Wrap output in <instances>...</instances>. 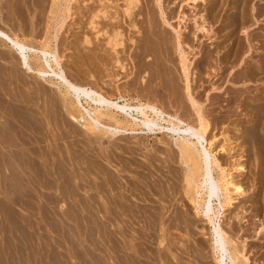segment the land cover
<instances>
[{
  "label": "rangeland",
  "instance_id": "rangeland-1",
  "mask_svg": "<svg viewBox=\"0 0 264 264\" xmlns=\"http://www.w3.org/2000/svg\"><path fill=\"white\" fill-rule=\"evenodd\" d=\"M125 3H126L125 0H0V8H1L0 9V28L2 30H4L6 33L8 32V34H11V36L13 35L17 39L19 38L18 40H20V41L23 40L22 42H24L25 44H28L29 46L31 45V46H33L35 48H38V47H45L48 44V49H51V48H49V46L50 47L53 46L52 49L53 50L56 49L55 50L56 55H57V57H59L58 58V61H59L58 64L60 65L61 69H63L65 74H67L66 76L68 77V79L71 77L73 82L75 81L74 83H77L80 80L81 81L78 82V83L80 84L82 82V85H85V86L86 85L91 86L92 83H93L92 87H94L95 89L96 88H98V89L100 88L103 91L102 92L103 94L107 93L106 94L107 96H110L114 100L119 101V104L124 102L123 99H125V101L130 103V104H132L133 102H134L133 104H137L140 101L141 102H145L148 99L149 100L152 99L153 101H156L155 100L156 97L154 96V94L156 95L157 92H158L157 95H159V96H157V95L156 96L162 102L161 103L160 100L157 98L158 102H160L159 105L161 107H163L165 111H168L170 114H172V112H174V110L177 108V105L179 103L177 101H179L180 98L185 97V93H183L185 86L182 85V81H184V78H182L183 75H181L182 73H180L181 72V67H179V64L181 65V63H179L180 59H178V57H180V54H178V50H175L176 49V41H175L176 40V38H175V34L176 33L174 32V29H173V27H175V26L178 27L179 26L178 28L181 29V34H183V35H181V37H180L181 39L180 40H182L181 42H182L183 48H185L184 52H185V50L187 52V54H186L187 60H189V61L192 60L193 61V62L192 61L191 62L187 61V62L191 63L189 65L190 69H188V72L190 73L189 74V79L193 77L192 78L193 79V81H192L193 83L192 82L191 83L193 85L192 88H193V92H194V97H195V99H198V100H196L197 102L199 101V103L202 102L200 104H204L205 109L208 106L210 107V108L206 109L208 111L207 112L203 108L204 107L203 106L202 107V111H203V114L205 112L210 114V115L207 114V113L204 114L205 115L204 116L205 119L209 118L210 120L209 119H207V120L211 122V123L208 122L209 128L211 130L208 128L209 131H207V138L208 139H212V140H214L216 138V140L213 142L214 145L212 144V146H211V147H213V149H211V150H212L213 154L215 153L216 157L220 156V158L217 157L219 160H222L224 158V161H222V163L224 162L223 165H225V162L228 159L227 161L230 164H228V162L226 164H228L227 169H231V170H228V171L232 174V175H230L232 179L234 177L238 176L236 179L234 178L236 181H238V180L241 181L242 180L241 182L246 183L247 182V180L245 179L246 177H248V182L250 180L253 181L252 177H254V173L256 172V169L258 167V164H256V161L258 162L260 160L259 159V155L257 156L258 159L257 158L254 159L256 154L255 155H254V153L250 154V152H252L250 145H248V143H241V138H239V139L237 138L238 137L237 133H240V130L237 131V128L240 129V127H241V125H240L241 123L239 124L237 122V119L240 116H236V117L233 116L235 119L232 117V119H234V121H236V122L231 120L232 121L231 123H229L228 121H224V123L222 122L223 124H221L220 126H217L215 124V118L213 119L215 113L214 112H212V114L210 113L213 110V109H211V106H213L211 103H213V98H214V96L212 95L213 93H211V92H213V90H211V88L213 87V86H211V84L213 85L214 83H216V84L222 83V81H224L226 77L228 78V77L231 76L229 79L232 81V84L235 81L234 86L238 85L237 86L238 88L236 87V89H237V91H239V90L241 91L242 89L240 87H242V83H240L241 81L239 80V77L243 73V69H242V71H240L241 69L239 68L238 69L239 71H238V70H236V68L243 66V64L245 66V64L246 63L248 64V62L250 63V61L252 63V66H254L255 65L254 61H256V60H258V61L255 62V63L258 65V63L263 60L264 54H262V50H264V0H195V1L194 0H138L135 3L136 5L134 6V9H132L131 16H128L126 14V12H124L125 11L124 10L125 9V7H124ZM96 14H97V16L93 17ZM90 18L94 22L93 23L94 24V28H92L91 25L89 26V24H90L89 22H91ZM164 19H166L167 21L166 20L164 21ZM132 21H133V23H132ZM134 22H135V24H134ZM168 22H169L170 25L168 24ZM132 24L134 26H136V28H134V26H132ZM199 24L200 25L203 24V26L206 27L207 30H205V31L197 30L196 28L198 26H200ZM103 32L106 33V34H104ZM113 33H118L120 36L117 34L119 36L118 37L119 39L117 37H116V39H118L120 42L122 40L121 43H123L122 45L115 47V49L117 51V52L115 51L116 53L114 52L113 49H110V48H112L111 45L109 46L108 43H107L108 45L106 44V42H108L109 38L111 37V35H113ZM53 36H54V38H53ZM132 37H134V41H132ZM83 38L84 39L87 38V41L89 43H85L86 41ZM118 40H116V41L114 40V42H118ZM42 42H43V44H42ZM120 42H118V43H120ZM137 43H138V46H137ZM9 46H10L9 44H7L6 42L0 40V94L2 95L3 99L2 98L1 99L5 102V105L7 103V105L6 106L4 105V107H3L4 102L0 99V103L2 102L1 103L2 105L0 104L1 105L0 108L2 109V107H3L5 109L7 107L8 109L7 110L5 109L6 112H4V113L6 115H9L6 118V115L4 113H2L4 109L2 110V112H1V109H0V112L3 114V116L5 115L4 119H6V120H4L3 116L1 115L0 116V125L2 123L3 124L7 123V125H9V126L11 125V127L16 125V124L18 126L23 121H25L27 119L26 120L27 123H25L26 122L25 121L24 123H22L23 125L21 124L20 126H18L19 128L17 126H14L15 129H13L14 128L13 127L11 130L15 132V130H17L16 127L18 128V130L19 129H21V130L23 129L22 131L20 130L23 133L19 132V138L18 139H20V138L23 139V137H25V135L29 134L28 136L25 137V139L29 140L30 143L33 142V140L35 139L36 136H38L40 139L36 138L34 140V142L31 143V146H32V144H35V145H33V147H36L35 148L36 151L33 149V147L31 148L32 150L30 149V151L34 150L32 152L34 154L33 155L32 153L30 154V151H28L29 150L28 148L31 147L29 145L30 143H28L29 141H25V139L18 140L17 139L18 136L16 135L18 132H15L16 133L15 134L7 126L2 125V126H4V128L1 129L2 126L0 128L1 129L0 134L2 132L3 139L5 137L6 138L5 140L8 141L7 142V144H8L7 147H9L11 143H13V142L15 143L14 144L15 146L13 144H11V146L8 148L9 149V153H11V151H12L11 155H9V156H11L10 158L8 156V154H9L8 151H6L7 147H6L5 150L0 149V152H1V155H0V169L2 168V170H0V264H123V263L124 264H134L135 260H138V261H136L138 264H140V263L141 264H145L143 262V260H142L143 256L141 257L139 255L141 253H143L145 250L147 251V249H148L147 254H149L148 253L149 251H152L153 253L152 252L151 253L154 254V255L156 254V256H154L155 258L158 257V256H161L160 252H162V251H165L166 254H167V255H165V252H163V254H164V255L162 254L163 258L162 257L161 258L160 257L156 258L155 262L153 260H150V261H152L150 264H154V263L155 264H157V263L158 264H160V263L164 264L161 261V260L164 259V257L165 258L167 257L166 259L169 260V262H168V260L164 259L163 262L167 261V262H165V264H169L170 263V259H171V263L173 262V264H220L216 260L217 259V255L214 253L215 251L212 250V248H213L212 244H210L211 243V238H210V235H209L210 233L208 232L209 229H207V227L210 228L209 223L206 222L207 220L204 219L203 216H201L199 214V217H198L195 214L194 210H191V209H193L192 205H191V202H190V205L187 203L188 202V197H187V195L185 193H187L186 191H188V189L186 188L187 186L185 185V183L182 184L185 180L184 181L181 180L184 176L182 177V175L180 174L181 171L183 172L184 168H182V166H181V168L183 170L181 168H179L181 164L178 165L177 162H175L176 161L175 157H177V156L173 155V152H172L173 150L174 151L176 150L175 149L176 147H174L176 142H174V141H178L181 137H179L178 135H176L178 137H176L175 135H171V133H168V131H166L165 129L164 130L163 129H161V130L160 129L152 130L154 132L147 131L146 129H142V131H141V129L138 128V126L134 127L135 128L133 130L134 133L132 132L131 128H128V126H127V128H128L127 131L125 133L123 132V135H121L122 132H120L117 135L118 137H116L115 140H113V138H115V137H112L111 135L107 134L105 129H103L102 127L100 129L102 131L104 130V133H106L107 135H103V133H100L98 135V133L94 132V133H96V136H94V133H92L93 136L91 137V133L88 134L90 132V129L86 130L85 128H87V127L84 125V122L82 124V121L84 119L82 117L79 118V116L77 118H75V116H74L76 114L75 111L77 112L79 110L78 108L80 107V104H77V106L75 105L76 97L73 96L69 91H68L69 93L66 92L68 94L67 97H66L65 94L63 95V93H65V91H67V90L65 89L64 86H62V87H61V85L58 86L54 79L50 78L51 79V82H50L49 81L50 79H48V76H42L38 72H36V73L27 72L24 68L21 67L22 65L19 64L21 62H19L20 59H18L19 56H18V54H16L17 52L14 49H12L11 47H9ZM141 46L145 47L144 50L142 49L143 47L140 48ZM259 47H260V49H259ZM46 48H47V46H46ZM236 48H237V50H236ZM239 48L241 49V53H239V51H238ZM249 48H253L257 52H254L253 55L251 56L250 55L251 52H249V50H248ZM140 49H142L141 51L146 52V56L143 58L142 64L144 66H146V64L148 65V69H147V67L143 66L142 76H144V81H142V83H140L141 82V78H139L138 74L136 73L137 72L136 68L138 66V61H137V58H135V55H134L135 52L138 51V50L140 51ZM242 49H243V51H242ZM156 52H158V53H156ZM162 52L164 54H161ZM114 53L118 54V55H116V57L121 58V59H118L115 56H113V55H115ZM165 53H167V54H165ZM28 54H29L30 58H33V57L35 58V55L32 54V52H29ZM110 54L112 55V57H115V58L111 59V55ZM136 55H137V52H136ZM157 55H159V56H157ZM156 57H159L158 60L160 59L159 60L160 62H158ZM37 58L38 57H36V59ZM145 58H146V60H145ZM155 58H156L157 62L155 61ZM36 59H35V61H32L34 59L31 60L33 62V64L34 65L35 64L36 65H42L41 64V60L38 58L37 60H40V61H37ZM110 59H111V61H110ZM115 59L119 60V63H118L119 67H120V65H122V66L124 65L123 66V70H122V68L118 67V64L115 63V61H113ZM134 59H135V61H134ZM259 59L261 61H259ZM168 60L169 61L172 60V61L169 62ZM245 60H247L246 63H244ZM106 61H108L107 62L108 65L106 64ZM146 61H148V62H146ZM236 61H238V62L240 61L242 63V65L239 62V64L241 65V66H239V64H236ZM103 62L105 63V65H104ZM135 62L137 63V65H135ZM144 62L146 64H144ZM251 63L246 65L245 68H248V66H250ZM220 65H221V67H220ZM179 68H180V70H179ZM234 68H235V70H234ZM229 69L232 72H228ZM233 71L236 74H238V75L240 74V75L239 76L237 75V77H236V74L233 73ZM244 71H248V69H246ZM145 72H148V73H145ZM93 73H94V76H91V75H93ZM144 73L146 74L147 78L150 77V79H152V80H155V78H156L155 76H157L156 82H158L157 80L162 79V81L161 80L160 81L163 83L164 87L159 85L158 86V90H157V88H156L157 84H156L155 81H152V80L149 81V83L151 82V84L148 85L147 81L149 79L147 80L145 78V75H143ZM149 73L151 74V76H150ZM230 73H232V74L230 75ZM234 74H235V76H233ZM159 76H160V78H159ZM180 76H181V79H180ZM190 76H192V77H190ZM220 77H223V78H220ZM145 79H146V81H145ZM234 79H236V80H234ZM219 80H222V81H219ZM216 81L217 82L219 81V82L217 83ZM236 81H238V82H236ZM37 83H38V85H37ZM88 83H90V84H88ZM236 83H239V84H236ZM143 84L146 85V87ZM183 84H184V82H183ZM216 84H214V85H216ZM142 85H143V87H142ZM154 85H155V87H154ZM39 87H40V89H39ZM63 87H64V89H63ZM162 87L164 89H162ZM165 87H169V88L165 89ZM141 88H143V90ZM154 88H156V89H154ZM159 88H160V90H159ZM171 88L175 89L176 92L178 91L179 93H173L175 90L173 91ZM38 89L41 90V91H39ZM56 89H58V90H56ZM161 89L163 90V92H162ZM170 89H171V91H170ZM63 90H65V91L63 92ZM101 90H99V91H101ZM152 90L154 91V94H153ZM61 91H62V93H61ZM160 91H161V93H160ZM169 91L171 92L173 97L177 96L176 99L171 96L172 100H173L171 102L175 103L176 104L175 106H174V104L172 105V103L169 102L171 100L170 96H169L170 94H168V93H170ZM58 92L61 93L60 94L61 96L58 94ZM118 92L119 93L121 92V93L119 94ZM166 92H167V95L165 94ZM238 93L239 92H236L237 95H238ZM148 94H149V96L153 95L152 96L153 98H151V96L149 98V96H148V99H147V97H145V96H147ZM208 94H210V95H208ZM69 95H71L73 98L71 96H69ZM142 95H144V97ZM211 95H212V97H211ZM233 95L235 97V94H233ZM237 95H236V97H237ZM62 96L65 99L70 98V99H68L70 101H68V100L67 101H63L64 99L60 98ZM118 96H119V98H118ZM14 97H15V99H13ZM49 97H51V98H49ZM139 97H141V98H139ZM154 97H155V99H154ZM208 97L212 98V101H211V99L207 100V99H209ZM142 98H144V99H142ZM4 99H7L8 101L4 100ZM135 99H137V100H135ZM174 99L176 100V102H174L175 101ZM184 100L185 99H183V101ZM235 100L237 102V99H235ZM34 101H35V103H34ZM81 101H82V107H85V108L87 107L86 109H88L89 106H90V108L92 110L88 109L89 112L91 111L92 115H96L95 113H96V110L98 108L95 109V107H97V106H95L92 103L88 105L86 102H84L85 100H83L82 98H81ZM181 101L182 100L180 99V102ZM12 103L13 104L15 103L14 105L18 106L17 111L13 110V111H15V113L10 110V107H11V109H15V106ZM206 103H207L208 106L206 105ZM69 104L70 105L74 104L75 106H72V108H70ZM234 104H236V103H234ZM49 105H50V107H48ZM63 105H64V107H62ZM45 106L48 108L49 111H52V109H54L53 107L51 108V106H55L56 108L53 111L57 112L58 114L61 111L62 114L60 112L61 115L59 114L60 115V117H59V115L54 113L53 111H52L53 113H51V112L49 113V111L46 110L47 108L46 109L44 108ZM74 107H76V109ZM82 107H80V110L81 111L83 110L84 116L88 117L87 112ZM174 107H176V108L174 109ZM49 108H51V109H49ZM61 108L65 109V110L67 108H69L71 110L73 109L72 112H74V115L71 114L70 111L69 112H70L71 115L67 114L69 112H67V110L66 111H64V110L62 111ZM18 109H21V110L24 109V110H22L23 114H21V115H25V113L27 112V111H25V109L28 110L29 115H32L31 118L28 115V113H26L27 117H25L26 115L25 116H21L20 115L21 112H18ZM42 109H44V110L42 111ZM56 109L60 110V111L58 112ZM94 109H95V111H94ZM100 109L103 110V107L100 108ZM203 109L205 110V112H204ZM184 110H186V109H184ZM184 110L183 109L181 111L179 110V112H181L179 114L180 115L182 114L181 117L184 118V120L186 118H189L190 121L189 120H186V121L191 122V124L195 123L196 122L195 121L196 120L195 119V115L192 114L191 111L188 110V112L185 111L188 116H184V114H183ZM9 111H11V113ZM33 111H34V113H33ZM93 112H95V113H93ZM111 112L114 113V111H112V110H111ZM168 112H165V113H168ZM13 113H14L15 116H13V118H12V115H10V114H13ZM52 114L56 115L57 117L54 116V117H52L53 118L52 119L51 118V116H53ZM64 114H66L65 117L67 119L66 118L64 119V116H63ZM19 115L21 117H23V119L25 117V119L24 120H22V119L20 120L21 117ZM45 115H47V116L44 117ZM15 117H17V120H16ZM61 117H63V119L66 120L65 123L63 122L64 120H62V119H60L61 121L57 122L59 120V118H61ZM119 117L120 116L116 117V119H118ZM46 118L48 119L47 121H46ZM68 118L69 119L72 118L71 122L74 120L73 121L74 123L72 124L73 128H72L71 123H69L70 124V128L66 127L68 125L67 124L68 121H70ZM101 118H102L101 121L104 120L102 122H106L107 123V121H110L109 122L110 124L109 123H107V124L112 126V127L117 126V125L119 126L118 123L122 120V118L120 117V119H119L120 121L118 120L119 122L117 123L115 121V119L114 120H112V119L110 120V119H104L106 117H104V118L101 117ZM8 119H10L11 120V121L9 120L10 123L12 122L14 125L13 124H8L9 123V122H7ZM28 119H31V120H28ZM14 120H15V122H14ZM19 120L21 121V123H20ZM32 120H33V124L36 122V124H34V126H31L30 123H32V122L28 123V121H32ZM55 121L57 123H54ZM18 122L20 124H18ZM60 122H63L64 124H67V125L63 124V126H62V123H60ZM112 122H114V123L112 124ZM159 122L161 123V125H168V123L166 122L167 123L166 124L165 121L160 120ZM106 123H104V124H106ZM236 123L239 124L240 126L237 125ZM26 124L27 125L30 124V125L26 127L25 126ZM123 124L120 123V126L123 125ZM36 125H37L38 128L40 126H43V127H40V128L41 129L45 128L43 130L45 132V134H44V132L41 129L35 130V128L37 129ZM227 125H228V128H227ZM231 126H233V128H231ZM6 128L8 129L7 132H5ZM76 128L79 129L78 130L79 132H84V134L86 133L87 134L86 135L87 138H89L88 135H90L91 138L88 139L89 142L84 137L85 136L84 134L81 133L82 136H80L81 134L79 132L76 133L73 130H70V132L67 131V129H74L75 131H77ZM83 129L86 130V131H83ZM138 129H140V131H138ZM48 130H49V132H48ZM51 130H53V132H52L53 134L51 133ZM63 130H66V131L63 132ZM94 130H92V131H94ZM101 130H97V132L98 131L102 132ZM10 131L12 133H10ZM87 131H88V133H87ZM143 131L146 132V133H144ZM160 131L161 132L163 131V133H161ZM235 131H237V133H235ZM31 132H35L36 133V134L34 133L35 137L32 136L33 133H31ZM39 132H41V133H39ZM66 132L68 134L67 138L65 136L66 134L64 135V133H66ZM20 133H21V136H20ZM5 134L7 135V137L5 136ZM10 134H15L16 136L12 135L13 137H11ZM61 134H63L64 136L61 135ZM77 134H80V135H77ZM30 135H31V137H30ZM54 135H55V137H54ZM108 135L111 136V137H109L110 139L108 137H105V136H108ZM214 135H215V138H214ZM52 136L55 139H53ZM232 136L233 137L237 136V137L234 138L236 140H234ZM10 137L14 138V139H10ZM29 137L31 139L33 137L34 139L31 140ZM56 137H58L59 140H56L57 139ZM93 137L97 138V139L100 137L101 139L99 138L98 139L99 141L97 140V142L98 143L100 142L101 146H102V144L106 145V146H104L106 148L103 149V151H105V154H106V152H110V153H107L106 156H109V154H112L111 152H113L115 154V153H117V151H118L119 154L118 153H117L118 155L115 154V156L117 155L116 157L113 156L114 154H112V156L115 157V159H113L114 161L112 160V157H111V159H109L111 161H106L102 157H99V159H100L99 163H101L103 160L106 161V162L105 161L102 162V163H104V165H102V167H104V169L106 168V166L108 167V169L111 167L110 170H108L107 172H109L111 170H112L113 173L116 172L114 177H112L113 176L112 172H110V174H112L111 176L108 175L109 173L106 172L107 174L105 173L104 175L105 176L107 175V176H106V178H104L103 173L107 169L104 170L102 168L104 171L102 173V170L100 169L101 170V172H99V173H101V174H99L100 176L97 175L98 171H96V172L92 171V172H94V174L96 173V175L93 174V176L90 177L92 175V173H90L91 172L90 171V172H88L89 174L87 176H85V178H87V179H91V178L94 177V179L98 183H99L98 180H100V183H101L102 179H103V184H104L107 181L109 183L111 181V177L115 178L114 179L115 182L120 181V179L118 177H121V181L119 183L121 185H119L118 182H117V186L118 185H119V187L122 186L121 190L124 189L125 191H128V189L130 187L129 191L130 190L131 191L135 190V191H132V192L134 193V192L137 191L136 193H138V195L140 196L138 190L140 188H142V189H140L141 192L146 191V190L150 191L151 194H150V192H148L149 193L148 194L149 197L151 196V198L155 199V194L159 195L158 192H159V190H161L159 188L160 186H159V184L157 182H159L160 179L162 181V178L161 177L159 178L158 176H162L161 174H163L165 176L166 171H167V174L168 173L170 174V175L168 174L169 178L167 177V174H166L167 178L162 176L163 179H165V180H163V182L169 179V182H168L169 185H167L168 189H166V183L167 182L165 183V188H162V189L163 190L165 189L166 191L165 190L164 191L167 192L169 195H174L175 194V198H177V197L180 198V200H178V198L176 199V203H175L176 205H174V206H172L170 208V212H171V210H173L176 213V210H174V209H175V207L177 209V207H179L178 206V204H179L180 205L179 208H181V209H179L180 210L179 213L183 212L184 214H187V215L183 216L181 214L182 215V219H180L181 218L180 217L179 221L177 220L176 224H171L170 225L168 223V224H165L166 226L163 225L162 227H164V229H166L167 227H170V228L166 229V230H168L169 235H168V233L166 234V237H165V234L162 235L163 239H162V237L156 236V240H155L156 241L155 242L156 245L153 243L151 245V247L148 246L152 250L149 249L146 245L142 244L139 241L141 239V237L139 235L144 234V233L146 234L150 230V229L149 230L146 229V228H148L147 225L149 224L148 222L145 223L146 220L142 221V224H141V221H138V220L137 221L136 220L135 221H131L125 215H123L122 216L123 218L122 217L120 218L122 220L119 219L120 221L117 220V219H114V218L112 219V222L114 221L113 223L111 222V220H110V222H105L104 221V219L102 217L103 216L102 214H103V212H104V210L106 208V203H105L106 202V196H104V193H103V195H100V194H102V189H100V188L103 187L102 186L103 184L101 185L99 183V187L101 186L99 188V191H100V193H99L98 192V188H97L98 187V183L94 184L95 181H93V179H91L93 182L92 183L90 182L91 183L90 184L88 180L84 181L82 179L87 186H89V184L91 186L94 184L95 187L97 188V190H93V189H96L94 187V185H93L94 188L90 186L91 187L90 190L85 188L87 190L83 189L84 191H81V187L82 186H80L79 187L80 189L78 188L77 191H75V189H74V192L70 191V190L73 189V186H74L73 184H77V185L78 184L79 185H85V184H83L84 182L81 183L82 180L80 181V179L78 180L80 183H78V181H77V183H76V181H74L72 186L69 183L70 182V175H69V178H68L66 174L70 173V157H69L70 156V154H69L70 152L67 151V149L69 150L71 148V147H69V145L73 146V147L75 145H78V146L74 147V149L76 148L78 150V152H79L81 146H82L81 147L82 150L85 149L84 152L86 151L87 148L90 149L92 147H94L95 150L98 151L100 149V147L98 148L96 146H99L100 144H98L96 141H95L96 142L95 145H93L94 142H92L93 144L90 143V139H92L91 141L96 140ZM0 139H2V136L0 137ZM9 139L11 141L13 140V142H11ZM50 139H52V140H50ZM107 139L111 140L112 142L111 141L107 142L106 141ZM16 140L19 141V142H17ZM36 140L37 141L39 140L42 143L40 144V142L38 141L39 142L38 143ZM164 140L165 141L168 140L167 141L168 143L166 144ZM20 141L22 142V144H23V142L24 143L27 142V143L24 146V145H22L20 143ZM53 141L55 142L57 148H55V146H53V144H54ZM67 141H68V143H67ZM73 141L76 144H74ZM75 141H77V142H75ZM160 141H163L164 142L163 144H165L166 147ZM169 141L174 142V144L172 142L169 143ZM9 142H11V143H9ZM16 142L20 143L22 146L16 144ZM84 142H85V144L88 143L89 145L88 144L84 145ZM115 142L118 143L119 145L120 144L121 145L119 146L118 144H115ZM235 142H236V144H238V146L237 145L235 146V144H234ZM4 143H6V142H4ZM47 143L48 144L51 143L50 146L52 145L51 147H53V148H51V149L53 151L50 150V147H49V145ZM112 143L114 144V146L115 145H118V146H115V148L109 147V145H111ZM239 143H241L243 146H245V144H246L249 147L248 146L243 147ZM3 144L0 143V146L1 145L3 146ZM27 144L29 145V147H28ZM113 144H112V146H113ZM170 144H172L171 147H173L174 149L169 150L171 148V147L168 148V146ZM16 145L20 146L22 148L24 147L25 150L27 151V153H25V150L22 149V148L20 150L19 149L20 147H18L17 149H14L13 146L16 148L17 147ZM37 145L39 146L40 155L41 154L45 155L46 149H48L46 147L48 145L50 151H47V152H51L52 153V158H53L52 160H54L56 165H57V162L60 163V165L58 164V166H60V169L64 165L63 166L64 168L61 169V171H63V172L65 171L64 172L65 174L63 172H60L59 167L58 166L56 167L55 164H53V165L51 164L50 165L49 163H46V164L44 163V165H43L42 162H46V161L50 162L51 161V158H49L51 156H48V155L46 156L45 155V157H48L50 160L48 158H47L48 160L45 159V157L42 156V155L40 156L39 152H38V149H37L38 148ZM107 145H108V148H111L112 150L110 149V151H106V149H108ZM124 145L126 146V148L124 147ZM130 145L132 147H130ZM161 145H163V147ZM219 145L220 146L221 145H223V146L225 145L224 147L225 148L227 147L229 149H225L226 151L224 150L225 151V153H224L223 150L221 151V148L219 149V147H220ZM5 146L3 148H5ZM122 146L126 150L125 152H127V153H125V152L123 153L124 150H121V149H123V148H121ZM127 146L129 148H127ZM231 146H233L234 149L237 151V153H240V154L234 155V154H236V152ZM65 147H68V148L66 149ZM117 147L118 148L120 147V148L118 149ZM239 147H240L241 151L239 149L238 150L236 149V148H239ZM241 147H242V149H241ZM54 148H55V150L57 152H58V149H59V152H60L61 148L62 149L64 148L65 151H64V149H63V151L61 150L62 154H60L61 152L60 153L59 152L58 153L55 152ZM97 148H98V150H97ZM102 148H103V146L101 147V149ZM116 148H117V150L115 151ZM130 148L131 149L134 148V149L131 150ZM159 148H161V150H162V148H163V150L168 148V149L165 150V151L168 150V153L166 152L167 155L170 156L172 160H174V159L175 160L174 161H170L171 159L168 160L169 157H167L166 153L163 150H162L163 153H161L160 152L161 150ZM230 148H232L233 150L231 149V151H228V150H230ZM247 148L250 149V150H247ZM18 149H19V152H23L28 159H29V156H32L31 157V161L28 162L27 158L25 159V157H22L21 154H23V153L19 154L18 151L16 152V150H18ZM40 149H43L42 153H41ZM101 149L98 151V153L101 151L102 154H103V151ZM75 150L74 151L71 150L72 153H74V152L78 153ZM128 150L129 151L130 150L131 151L135 150L136 153L135 154H134V152L130 153V152H128ZM220 151L223 152V153H221ZM245 151H246V153H245ZM14 152H16V154H15L16 156L15 157L13 156ZM65 152H67V153H65ZM80 152H83V151H80ZM120 152H121V155H120ZM150 152L153 153V157L152 158L150 157V156H152L151 155L152 153L150 154ZM170 152H172V154H170ZM230 152H233L232 156L230 155L231 154ZM248 152H249V154L247 155ZM2 153H3V155L7 154V157H6V155L3 156ZM122 153H123V155L126 154L124 156L125 157L127 156V157L126 158L124 157V159H122L123 158ZM228 153H229V155H227ZM24 154H23V156H24ZM36 154H37V157H36ZM53 154L54 155L57 154L56 157L53 156ZM128 154L130 156L134 154V156L130 157ZM145 154H146V156L149 155L148 159L146 158ZM165 155H166V158L164 157ZM251 155H253V159H251L253 162L250 160ZM12 156H13L14 159L12 158ZM18 156L22 157L26 162L29 163L30 169H28V167H29V166H27L28 163L25 164L26 166L24 167V165H23L24 163H22V161H24V160L22 158H20V157H19L20 158L19 159ZM38 156L41 157V159ZM57 156H60V157L57 158ZM67 156L69 157V159H68ZM110 156H109V158H110ZM120 156H121V158H120ZM156 156L159 157V158H161V157H163V158H161V159L158 158L159 162H157L158 159L156 158ZM227 156H228V158H227ZM233 156L235 157L234 158L236 160L235 162H234ZM248 156L250 157L249 160L247 159ZM33 157H34V159H32ZM128 157H130V158H128ZM134 157H136V158H134ZM35 158L36 159L39 158L38 162L40 161L39 164H37L38 162L35 164L37 166H35L34 163H32L33 161L34 162L37 161V160H35ZM56 158H57V160H56ZM60 158H62V159L66 158L67 160L65 159L66 161H64V160H62ZM119 158H120V160L122 162L125 160L124 162H126V163H124L123 166H120L122 163L120 161H118ZM149 158L151 159V161H150ZM238 158L239 159L240 158L243 159V161H245L244 162L245 164H247L246 162L250 161L249 164L252 165V163L253 164L255 163L257 166H255V164H254V166L253 165L249 166L248 164L245 165L243 163V161L241 162V160H238ZM44 159H45V161H44ZM58 159L61 160V161H64V163L66 162L65 163L66 166H65L64 163L60 162ZM162 159L163 160L166 159V161H163ZM134 160H136V163L137 162H139V163L136 164ZM146 160H147V163H143L142 164V162H146ZM160 160H162V161H160ZM76 161H77V159H76ZM117 161H118L119 164L116 163ZM133 161L135 163V165L133 164L135 166V168H134L135 170L138 167L137 165L141 164L138 167V169L136 170V173L133 170V165H131V164L130 165H131L132 168L129 167V169L127 170L128 166H130V165H128V163H133ZM167 161L171 162V163H168ZM237 161H238L239 164H240V162H241V164L243 163L244 164L243 166L245 168L247 166V168L244 169L245 171L243 169H241V171L243 170V172L245 174L244 173L237 174L238 173L237 171L240 170L239 168H237V165H236ZM12 162L13 163L15 162L14 163L15 165H16V162H20L21 164L17 163V165H16L17 167L19 165L20 166L23 165V166H21L22 168L21 167L17 168L14 165L13 166L14 168H12V165H13ZM149 162H150V164H148ZM162 162L163 163L165 162L166 165H163ZM174 162H175V164H174ZM233 162L236 165V167L234 166ZM61 163L63 165H61ZM110 163H111V165H110ZM112 163H113V165H112ZM155 163H158L159 166L161 165L162 167L161 166L160 167L162 169L165 168V170L163 169L164 172H163L162 169H160V167L158 165H155ZM8 164L10 165L11 168L8 166ZM31 164L34 165L35 167H38L39 169H40V166H41V170H43V169L44 170L43 171H39V170H37L38 168L35 169L34 166L33 167L31 166ZM105 164H107V165H105ZM144 164H148L147 166L146 165L145 166L147 168L149 167L150 169L155 167L154 169L151 170V172H150V170L148 171V173L150 172L148 174V176L150 177V174H151L152 176L157 177V178L153 177L154 179H157V180H155V182H153L154 179L152 178V176H151V178L153 180L151 178L147 177L148 178L147 179V181H148L147 183H149V184L148 185H144L143 182H142V184L144 185L143 186L141 183L138 184L137 181L135 182V180L138 178V181H139V177L143 176L144 172L142 171V169L143 170L145 169L147 171V168L145 166H143ZM152 164H153V167H152ZM170 164H172V165H170ZM232 164H233V166H232ZM38 165H40V166H38ZM108 165H110V166H108ZM116 165H118L119 167L116 166ZM50 166H52V167H50ZM53 166L58 168V169H56L58 175H57V173L55 174L56 171L53 170V168H54ZM84 166H87V165H84ZM125 166H127V167H125ZM226 166L227 165H225V167ZM248 166H249L250 169H248ZM15 167L17 169H19V171L22 174H18L19 172H18V170ZM47 167H50V168H47ZM65 167L67 168V170L65 169ZM116 167H118V168H116ZM123 167H125V168H123ZM156 167H158V168H156ZM171 167H173L172 169L176 168L178 170V172H177V170H173V171L170 172ZM253 167L254 168L256 167L255 170H254ZM24 168H26V169H24ZM46 168L48 169L49 172L47 171ZM51 168H52L53 171L49 170ZM139 168H141V171H142L141 174L140 173L138 174V172L140 171ZM166 168H167V170H166ZM22 169H24L26 171L22 172L23 171ZM27 169H28V171H30V170L32 172L34 171L33 174H32L34 177L36 175L39 176L38 173H40V172H41L40 174L43 173V175L45 177L43 175H40L39 178L41 180H39L38 177H35L34 182H33L32 180H33L34 177L31 180V178H30V177H32L31 173H29L27 171ZM92 169H89V170H92ZM117 169H118V171H117ZM125 169L127 171H129L128 173L126 171V173L128 175H125V176L126 177L128 176L127 178L124 176ZM155 169L157 170L156 172H155ZM252 169L255 172H251ZM15 170H16L17 173L15 172ZM58 170H59V172H58ZM120 170H121V173H120ZM160 170L163 173L162 172L159 173ZM10 171H13L12 173H15V174H12ZM35 171L36 172L38 171V172L36 173ZM45 171L48 174L49 173H54V174H50V175L46 174V175H48V176H46L45 173H44ZM175 171H176V173H174ZM247 171H249V172H247ZM130 172H132V174L135 173L136 174L135 175L136 178H135V176L133 177V175H131ZM157 172H158L159 175L157 174ZM24 173H26V175H27V173H29L30 174V175L28 174L29 177H28V175H27V177H26V175H23ZM34 173H36V174H34ZM154 173H156V174H154ZM247 173L248 174H252V175H247L246 176ZM63 174L65 175V177H63L64 176ZM117 174L119 175L118 177H116ZM137 174H138V177H137ZM146 174H147V172H146ZM177 174L179 176H181V177H179L181 181L176 178L178 176ZM53 175L54 176L56 175V177H54ZM155 175H158V176H155ZM174 175H177V176L175 177ZM244 175L246 177L242 178ZM14 176L15 177L17 176V178L19 176V178H21V179L24 178L25 180L28 178L27 179L28 181H26L27 182L26 183L24 179L23 180L16 179ZM108 176H110V177H108ZM123 176L126 178L124 180V184H123V181H122L124 179ZM172 176L174 177V179L176 178V180H177L178 184L175 182L176 180L174 181L177 184V186H176L177 190H176V188H174L175 187L174 186V182H172L173 184L170 183L172 181V179H173ZM250 176H252L251 179L249 178ZM6 177H8V178H6ZM47 177L49 179V182H48V179L46 180L47 182L44 180V178L46 179ZM49 177L51 178L52 182H53V179H54V183L53 184H52V182H50V178ZM62 177L65 178V179L68 178L69 179V180L67 179L68 183H67V180L65 181ZM88 177H90V178H88ZM98 177H100V178L102 177V179H98ZM129 177L130 178H135V179H133L134 182ZM61 178H62L63 181L61 180ZM36 179H37V181H36ZM59 179H60V181H59ZM106 179H109V180H106ZM116 179H117V181H116ZM127 179L130 180V181L132 180V182L128 183ZM149 179L152 180L151 181L152 184L150 183ZM20 180L22 182L24 181L25 183L23 182L22 184H20ZM29 180H31L33 182V184H32V182H30L31 184L28 183ZM75 180H77V179H75ZM40 181H42V182H40ZM55 181H56V183H55ZM114 181L112 179L111 183H113ZM125 181H126V183H125ZM161 181L159 183L163 184ZM252 181L249 182L250 183L249 186H247L248 183L246 185L243 184L245 187L247 186L246 188L243 186L246 189V191H251L252 187L254 188V182L255 181L254 182H252ZM45 182H46V184H45ZM57 182H59V184H57ZM62 182H65L67 185L65 183L62 184ZM60 183H61V185H65V186L59 188ZM111 183H109V184L111 185ZM133 183H135L136 185H134ZM144 183L147 184L145 181H144ZM8 184H9V186L11 185V188H13L12 189L13 191L7 190L8 188L11 189L8 186ZM36 184H37V186H36ZM50 184L53 185V186H51ZM156 184H158V185H156ZM3 185H5V186H3ZM106 185L108 186L107 183H106ZM137 185H139V187H140L139 189H138ZM54 186H55V188H54ZM148 186H150V187L154 186L156 189L154 187L153 188L155 189V191L156 190L157 191L156 192L154 191V193H153L150 190L152 187L149 188ZM184 186H186V187H184ZM57 187H58L59 190L56 189ZM68 187H69V189H68ZM170 187H171V190H170L171 194H170L169 191H167V190L170 189ZM148 188H149V190H148ZM153 188H152V190H154ZM248 189H250V190H248ZM88 190L91 191V193H90L91 195L94 193L95 196L96 195L98 196V194H99L100 196H98V198L101 197V198H99L101 200H103L105 198V200H104L105 207L103 208V210H102L103 201L99 200L97 198V196L94 197L93 195H92L91 201L94 202L96 200L97 203H98V201H100L98 204H100L101 208L98 207L97 206L98 204L95 203V202L93 204L94 205L97 204V205H95V207L94 206L93 207L96 208V209H94L92 207L93 204L90 201L91 195L89 197H87V195H88L87 193L89 192ZM96 191H97V193H96ZM125 191H124V193L126 194ZM172 191H175L176 193L173 192V194H172ZM85 192H87V193H85ZM128 192H127V194L129 196L131 192L130 193H128ZM146 192H144V193H146ZM80 193L83 194V195H81ZM133 193H131V195H130L132 197V198L130 197V200H129V197L126 195L127 196V198H126L127 202L132 201V200H133L132 202H134L135 198L136 199L140 198L135 193L134 194L136 196L133 197L134 196ZM152 193L154 194V196L152 195ZM70 194L72 195L71 197H70ZM73 195H75V197ZM84 195H86L87 199L85 197H83ZM158 195H156V196H158ZM78 196H81V197H79V199H77ZM232 196L235 197L236 195L232 194ZM158 197H156V200L158 199ZM72 198H76V199H74V201H76V202L77 201H81L83 199H84V202H85V200H86V202L90 203V204H88L90 207H86V208H89V209H87V211H86L85 207H83V209H81L82 206H81V208H78V207H80V205H83V203H84L83 201H81V203L76 205L78 207H76V206L71 207V206L74 205L71 202V201H73ZM70 199H72V200H70ZM136 199H135V203L136 202L140 203L142 201L141 203L144 202L143 204H145V203L147 204V201L148 202L150 201V200H146V202H145V201L139 200V199L136 201ZM156 200H153L155 202H153V201L149 202V204L152 203V205H153L155 203L154 206L157 205L158 203L156 202ZM234 200L236 201L237 198H234ZM159 201H161V200H159ZM221 201H223V198H221ZM184 202H186V205H185ZM218 203H219V201H218ZM188 205L191 206V207H189ZM214 205H215L214 206L215 208H217V207L220 208V206L217 204L216 200L214 201ZM235 205L236 206L234 208L232 206H229V208L225 207V209L223 211V214H222V217H220L221 218L220 220H222V221H220L221 222V226L222 227L224 226L223 229H225V231L227 232V234H229V236L231 238L233 237L232 240L234 242H236L235 244L238 245L239 249L242 248L243 244H244V246H246L245 248L243 246V248L245 250L241 249V253L243 252L242 254H245L246 258L249 259V260L246 259L247 261L244 262L245 264H264V247L261 248L259 251H257L258 245L256 246V243H252L250 245H247V243L249 244V242L251 243V241H255V242L256 241L257 242L260 241V240H256V239H258L257 233L259 231H261V229L264 232V230H263L264 229V220H262L263 217L262 216H254V215L252 216V214L254 213V208H252L251 206H253L254 204L251 205L250 202L247 201V200L241 201V202H235ZM70 207H71L72 211L70 210ZM75 207L78 209L77 212H75V210H76ZM97 207H98V209H97ZM187 207H188V210H187L188 212H184V210L187 209ZM253 207H255V206H253ZM92 209L95 210L96 212L93 211ZM117 209H118V207H117ZM226 209H227V211H226ZM79 210H80V212L81 211H83V212L80 213ZM118 210H120V209H118ZM84 211L87 212V215H88L89 212L91 213L93 211L92 214L88 215L90 218H87L86 219L87 221H85L84 218L80 217L82 214H84ZM97 211H99V213H100V214L98 213L99 215L96 214ZM109 211H110V209H109ZM173 211H172V213H174ZM189 211L190 212L193 211L192 214ZM71 212H73L74 217H73V215H71L72 214ZM86 212H85V214H86ZM94 212H95V216H93L92 218L93 219L95 218V219L94 220L92 219V222H88V220L91 219V216L94 215ZM79 213L81 214L80 216H79ZM172 213H170V214H172ZM175 213L172 214V215H175ZM75 214H78L77 216H79L80 220H77L79 218H77V216ZM235 214L236 215L239 214L238 218L239 217L240 218L242 217V218L241 219L240 218L236 219L235 218ZM70 215H71V217H70ZM97 216H99V217H97ZM124 216H125L126 219H128V221L124 220L125 219ZM186 216H187V218L188 217L191 218L193 216L192 217L193 220H192V218H191V220H190V218H188L190 221H192V223H193L192 225L188 224L189 221L187 220ZM194 216H195V218H194ZM183 217H185L186 219H184ZM196 217H198L199 219L196 218ZM200 217H202V218L200 219ZM101 218H102V220L100 221L99 219H101ZM81 219L82 220L84 219V220L82 221ZM202 219H204V220L202 221ZM147 220H149V219H147ZM180 220L183 221V222H181ZM184 220H185L186 224H184L185 223ZM235 220H240V221L237 222L238 224L236 223V226L240 224L239 225V227H240L239 229L240 230H235V232L233 230V233H232V231L230 229L231 226H229V225L231 224L232 221H235ZM76 221H79V222H76ZM102 221L105 222V224H107V225H103L104 223ZM229 221H230V223H229ZM252 221L253 222H257L255 224V226H253V224H252L253 222ZM128 222H133V224L130 223V226H129L130 229L128 228V224H129ZM121 223L122 224L124 223L123 226L126 227V228L122 227ZM136 223H138V224L136 225ZM126 224H127V226H126ZM145 224H146V227H145ZM133 225H134V227H131ZM185 225H186V227L187 226L188 227L187 228L186 227L183 228ZM139 226H141V227H139ZM175 226H176V229H175ZM120 227H122V228H124L126 230H124V229L121 230ZM189 227H192V228H189ZM107 228H108V231H110L111 234L113 233L112 236L111 235H107V234H109L108 232L106 233V231H105V229H107ZM110 228H111V230H110ZM131 228L133 229V231H135L134 229L138 230V228L144 229V230H142V231H144V233L141 231V229H139L142 233L138 232L139 230L138 231L136 230L133 233L134 234L133 235L131 233L132 232ZM180 228H181V230H179ZM188 229H189L190 232L188 231ZM246 229H248L247 232H246ZM254 229H255V234H254ZM243 230H245L246 233L243 234ZM145 231H147V232H145ZM191 231H192V233H191ZM125 232H129V233H125ZM136 232H138V234L139 233L140 234L137 235ZM121 233L122 234L125 233V234H128V235L124 234L122 236ZM135 233H136V235H135ZM234 233H237V234H234ZM129 235L134 236V237L130 236L131 238H134V239L133 240L131 238L128 239ZM167 235L170 236V237H168L169 239H167ZM248 235H251V236H248ZM106 236H109V238L112 239V240L110 241V239L108 237H106ZM126 236H127V238H126ZM135 236H136V238H135ZM137 236H138V238H137ZM105 237H106V239H105ZM172 237L175 238V239H173ZM107 238L109 240H107ZM125 238H126V240H125ZM137 239H139V240H137ZM161 239H162L163 243L161 242L162 244L159 245L157 240H159V243H160ZM113 240L115 242L117 240V242H116L117 244H121V243H119V241H121L122 245L121 246L118 245V248L114 247V246H117V245L114 244L115 242ZM123 240H125V241H123ZM164 240H166V241H164ZM168 240H170L172 243L174 242L173 245H175V246H173L170 241H169V245H167ZM175 240H176V242H175ZM261 240H264V238L261 239ZM135 241H138L139 243L135 242ZM105 242H109V243H105ZM129 242H130V246L132 248H133V246H134V249H135V247H137V248L135 250L134 249L132 250V248L130 249L129 245H127V247H126V248H129L128 250L126 248H124L125 244H127ZM131 242L134 243L133 246H132L133 243L131 244ZM260 242H262V241H260ZM135 243H137V245H135ZM106 244H108V245L106 246ZM138 244H140V245H138ZM157 244L159 246H162L161 248H163V250L158 248ZM170 244L173 246L171 248H174L176 250V252H175V250L173 251V249L171 250V248H169L173 252L172 254H174V256H176V254H177L180 257L176 256V258H175L171 254V251H169V250L166 251V249H168L167 247L171 246ZM239 244L242 245V246H240ZM165 246H166V248H165ZM141 247H143V250H142ZM145 247L147 249H145ZM153 248H154L155 251L157 250V248L159 250H162V251L158 250V251L155 252V251H153ZM164 248H165V250H164ZM177 248H179V249L181 248L182 250L180 249L181 250L180 251ZM115 249H117L116 252H115ZM122 249H123V251L120 252L119 250H122ZM124 249L127 252L126 251L124 252ZM129 250H131V251L129 252ZM136 250L140 251V253H137ZM132 251L133 252L136 251V255H134L135 253L134 254L132 253L133 256L131 254L128 255ZM141 251H143V252H141ZM107 253L108 254L110 253L112 255L114 254L115 256L114 255L112 256L110 254H109L110 255L109 256V255H107ZM151 253L149 255H151ZM157 253H158V256H157ZM119 254H120V256H119ZM123 254H125V256ZM242 254H239V256L241 255L240 261L243 262L245 260L243 258L244 256H242ZM121 256H123V257H121ZM129 256H132V257H129ZM134 256L135 257L137 256V258L133 259V258H135ZM106 257H108V258L106 259ZM112 257H114V258H112ZM128 258H130V259H128ZM131 259H133L134 261L131 260ZM157 259H158L159 262L157 261ZM121 260H122V262H121Z\"/></svg>",
  "mask_w": 264,
  "mask_h": 264
},
{
  "label": "bare ground",
  "instance_id": "bare-ground-1",
  "mask_svg": "<svg viewBox=\"0 0 264 264\" xmlns=\"http://www.w3.org/2000/svg\"><path fill=\"white\" fill-rule=\"evenodd\" d=\"M138 0H125V11L124 12H126V14L128 15V16H131V14H132V9H134V6L136 5L135 3L137 2ZM195 1V0H194ZM1 9V8H0ZM70 10V9H69ZM98 13V12H97ZM97 16V14L96 15H94L93 17H96ZM163 16V15H162ZM164 17V16H163ZM203 17V16H202ZM92 18V17H91ZM91 18H90V21L91 22H89L90 24H89V26L91 25V27L92 28H94V22L91 20ZM95 19V18H94ZM104 19V18H103ZM14 20V19H13ZM136 20V19H135ZM166 19H164V21H165ZM167 21V20H166ZM132 23H133V21H132ZM242 23V22H241ZM8 24V23H7ZM134 24H135V22H134ZM168 24H169V22H168ZM170 25V24H169ZM200 25V24H199ZM132 26H134L133 24H132ZM178 26V25H177ZM172 27V26H171ZM179 27V26H178ZM178 27H173V29H174V32L176 33L175 34V38H176V49L175 50H178V54H180V57H178V59H180V61H179V63H181V65L179 64V67H181V72L180 73H182L181 75H183V77L182 78H184V81H182V85H184L183 87H184V92L183 93H185V97H183V98H180L182 101L180 102V99H179V101H177V102H179L178 103V105H177V108L176 107H174V112H172V114H170L168 111H165L164 110V108L163 107H161L159 104H160V102H161V100L157 97V96H159V95H157L158 94V92H157V96L154 94V91H153V94H154V96L156 97V99H155V97H154V99L156 100V101H153L152 99H148V96H149V94L147 95V96H145V97H147V101H145V102H139V103H137V104H130V103H128V102H126L125 101V99H123L124 100V102L123 103H121V104H119V101H116V100H114L112 97H110V96H107L105 93L103 94L102 92V90L99 88H94V87H92L93 86V83H92V85L91 86H88V85H82V82L79 84L78 82H80V81H76L77 83H74L73 82V80L71 79V77L68 79V77L66 76L67 74H65V72L63 71V69H61V67H60V65L58 64V58L59 57H57V55H56V52H55V50H53L52 49V47H50L49 46V48H51V49H48V44L46 45L47 46V48H46V46L45 47H38V48H35V47H33V46H29L28 44H25L24 42H22V41H20V40H18L16 37H14L13 35L11 36V34H8V32L6 33L4 30H2L1 28H0V40H2V41H4V42H6L7 44H9L10 46L9 47H11L12 49H14L17 53L16 54H18V56H19V58L18 59H20V61L19 62H21V63H19V64H21L20 66L22 67V68H24L27 72H29V73H36V72H38L40 75H42V76H48V79H54L55 81H56V83H57V85L59 86V85H61V87L62 86H64L65 87V89L67 90V91H65V90H63V92L65 91V93H63V95L65 94L66 95V97H67V93L66 92H70L73 96H75L76 97V100H75V105L77 106V104H80V107H82V101H81V98L83 99V100H85L84 102H86L88 105L89 104H94L95 106H97V107H95V109H97L96 110V113L95 112H93V113H95L96 115H92L91 114V111L89 112V110H92L91 108H90V106H89V110L88 109H86L85 107H82L86 112H87V114H88V117H86V116H84V112H83V110L81 111L80 110V107L78 108L79 110L76 112L75 110V115H74V112H72L73 111V109L71 110V109H69V108H67L66 110H67V112H71V114H73L74 116H75V118H77L78 116H79V118L80 117H82L83 119V121H82V124H83V122H84V125L87 127V128H85L84 126V128L87 130H89L90 129V132L88 133V131H87V133L88 134H90L91 133V137L93 136V134L92 133H94V132H96V133H98V135L100 134V133H103V135H107V134H109V135H111L112 137H115V138H113V140H115L116 139V137H118L117 135L120 133V132H122V134L121 135H123V132L125 133L126 131H127V129L128 128H131V130H132V132H133V130L135 129L134 127L136 126H138V128H140L141 129V131H142V129H146L147 131H152V130H155V129H165L166 131H168V133H171V135H178L179 137H181L178 141H174V142H176V146L174 145V147H176L175 149L177 150H173L172 152H173V155H175V156H177V157H175L176 158V161L175 162H177V164L179 165V164H181L180 165V167L179 168H181V166H182V168H184V170H183V172L181 171V175H182V179L181 180H185L182 184H184L185 183V185L187 186H184V187H186L187 189H188V191H186L187 193H185L186 195H187V197H188V204L190 205V202H191V205H192V208L193 209H191V210H194V212H195V214L199 217V214L201 215V216H203L204 217V219H206L207 221L206 222H208L209 223V225H210V228H208L207 227V229H209V235H210V238H211V243L210 244H212V250L213 251H215L214 253L217 255V261L220 263V264H245L244 262H246L247 260H249L248 258H246V256H245V254H242L241 253V249H244L246 246H244V244H243V246H244V248H243V246L242 245H240V246H242V248H240L239 249V247H238V245L237 244H235L236 242H234L233 240H232V238L229 236V234H227V232L225 231V229H223V227L221 226V222L220 221H222V220H220L221 218L220 217H222V214H223V211H224V209H225V207H228L229 208V206H232L233 208L236 206L235 205V202H241V201H245V200H247V201H249L250 202V204L252 205V204H254L253 206H255V207H253V206H251L252 208H254V213L252 214V216L254 215V216H262L263 217V219L262 220H264V58H263V60L261 61L260 59H259V61H261V62H259L258 63V65L255 63V62H257L258 60H256V61H254V66H252V63H251V61H250V63H251V65L250 66H248V68H245V66L246 65H248V64H250L249 62H248V64L246 63V61L247 60H245V62L244 63H246L245 64V66H244V64H243V66H241L242 65V63H241V65L239 64V62L238 61H236V64H239V66H241V67H238V68H236V70H238L239 68L241 69L240 71H242V69H243V73L241 74V76L239 77V80L241 81L240 83H242V87H240L242 90L240 91H237V89H236V87L238 86H234V84H235V81L233 82V84H232V81L229 79L230 77H226L225 78V80L224 81H222V80H219V81H222V83H218L217 81V83L218 84H216V83H214V84H216V85H212L211 84V86H213L212 88H211V90H213V92H211V93H213L212 95L214 96V98H213V103H211L213 106H211V109H213L210 113L212 114V112H214L215 113V115H214V117H213V119L215 118V124L217 125V126H220L221 124H223L224 123V121H228L229 123H231L232 121L231 120H233L234 121V117L233 116H240L238 119H237V122L241 125V127H240V129H238L237 128V131L238 130H240V133H237V131H235V133H237L238 135V137L237 136H235V137H237L238 139L239 138H241V143H248V145H250V147H251V151L252 152H250V154H252V153H254V155L256 154V156L254 157V159L255 158H257L258 159V155H259V161L257 162L256 161V164H258V167H257V169H256V172L254 171L255 170V168H254V170L252 169V171L251 172H255L254 173V177H252V176H250L249 178L251 179V177L253 178V181L252 180H250V181H252V182H254V188L252 187V189H251V191H246V187L247 186H249V182H248V177H246L247 175H252V174H246V176L244 175L242 178H244V177H246L245 179L247 180V182L246 183H243V182H241L240 180H238V181H236L235 179L238 177H234L233 179L231 178V176L230 175H232L228 170H231V169H227V167H228V164H230L227 160H226V162H225V165H227L226 167H225V165H223V163H222V161H224V156L222 157L223 159L222 160H219L218 158H220V156H215V153L213 154V152H212V150L211 149H213V147H211L212 146V144H213V142L216 140V138H215V135H214V140H212V139H208L207 138V131H209L208 130V128H209V124H208V122H210V121H208L207 119H209V118H207V119H205V115L204 114H206L208 111L206 110L207 108H210L208 105H207V103H206V105L208 106L206 109H205V106H204V104H200V103H202V102H200L199 103V101L197 102L196 100H198V99H195V97H194V92H193V88H192V81H193V77L192 76H190V77H192V78H190L189 79V72H188V69H190L189 67V65L191 64V63H188L187 61H189V60H187V56H186V54H187V52H186V50H185V52H184V49L185 48H183V45H182V40H180L181 38V35H183V34H181V29H179ZM197 27V26H196ZM134 28H136V26H134ZM155 28V27H154ZM245 28V27H244ZM197 30H199V31H205V30H207V28L206 27H204L203 26V24L202 25H200V26H198L197 28H196ZM245 30V29H244ZM114 31V30H113ZM116 31V30H115ZM246 31V30H245ZM54 32V31H53ZM117 32V31H116ZM153 32V31H152ZM183 32V31H182ZM262 32V31H261ZM104 33V32H103ZM263 33V32H262ZM104 34H106V33H104ZM118 33H113V35H111V37L109 38V40H108V42H106V44L108 43L109 44V46L111 45V47L112 48H110V49H113L114 50V52L116 51V49H115V47H117V46H120V45H122L123 43H121L122 42V40H121V42L118 40L119 38V36L117 35ZM251 34V33H250ZM108 35V34H107ZM197 35V34H196ZM256 35V34H255ZM116 37L118 38V39H116ZM150 37V36H149ZM252 37V36H251ZM53 38H54V36H53ZM137 38V37H136ZM84 39V38H83ZM139 39V38H138ZM141 39V38H140ZM86 42L85 43H89L88 41H87V38L86 39H84ZM114 40L116 41V40H118V42H120V43H118V42H114ZM137 40V39H136ZM50 41V40H49ZM132 41H134V37H132ZM139 41V40H138ZM48 42V41H47ZM171 42V41H170ZM49 43V42H48ZM84 43V42H83ZM159 43V42H158ZM163 43V42H162ZM184 43V42H183ZM186 43V42H185ZM42 44H43V42H42ZM41 44V45H42ZM107 44V45H108ZM149 44V43H148ZM251 44V43H250ZM256 44V43H255ZM185 45V44H184ZM137 46H138V43H137ZM252 46V45H251ZM143 46H141L140 48H142ZM162 47V46H161ZM249 47V46H248ZM55 48V47H54ZM144 48L145 47H143L142 49L144 50ZM241 48V47H240ZM239 48V49H240ZM85 49V48H84ZM142 49H140V51L138 52V51H136L137 52V55H136V52H135V58H137V61H138V66H137V68H136V70H137V74H138V76H139V78H141V82L140 83H142V81H144V76H142V73H143V64H142V60H143V58L146 56V52H143V51H141ZM162 49V48H161ZM238 49V51H239V53H241V49L239 50ZM259 49H260V47H259ZM112 50V51H113ZM147 50V49H146ZM156 50V49H155ZM167 50V49H166ZM236 50H237V48H236ZM235 50V51H236ZM249 50V52H251L250 53V55L252 56L253 55V53L254 52H257L255 49H253V48H249L248 49ZM247 50V51H248ZM80 51V50H79ZM192 51V50H191ZM242 51H243V49H242ZM29 52H32V54H34L35 55V58L33 57V58H30L29 57ZM117 52V51H116ZM115 52V53H116ZM237 52V51H236ZM114 53V54H115ZM156 53H158V52H156ZM168 53V52H167ZM167 53H165V54H167ZM3 54V53H2ZM12 54V53H11ZM78 54V53H77ZM113 54V53H112ZM161 54H164L163 52L161 53ZM236 54V53H235ZM234 54V55H235ZM249 54V53H248ZM247 54V55H248ZM262 54H264V50H262ZM111 55V54H110ZM116 55H118V54H115V55H113V56H115L116 57ZM237 55V54H236ZM244 55V54H243ZM249 55V56H250ZM3 56V55H2ZM157 56H159V55H157ZM166 56V55H165ZM164 56V57H165ZM36 57H38L40 60H41V64L42 65H34L33 64V62L32 61H35V59H36ZM110 57V56H109ZM115 57H112V55H111V59L112 58H115ZM243 57V56H242ZM248 57V56H247ZM8 58V57H7ZM37 58V59H38ZM82 58V57H81ZM116 58H118V57H116ZM157 58V60H158V58L159 57H156ZM156 58H155V61H156ZM161 58V57H160ZM235 58V57H234ZM32 59H34V60H32ZM36 59V60H37ZM111 59H110V61H111ZM118 59H121V58H118ZM162 59V58H161ZM169 59V58H168ZM238 59V58H237ZM236 59V60H237ZM32 60V61H31ZM40 60H37V61H40ZM106 60V59H105ZM145 60H146V58H145ZM149 60V59H148ZM160 60V59H159ZM158 60V62H160ZM163 60V59H162ZM7 61V60H6ZM36 61V62H37ZM79 61V60H78ZM90 61V60H89ZM101 61V60H100ZM113 61H115V63H119V60H117V59H115V60H113ZM134 61H135V59H134ZM153 61V60H152ZM169 61V60H168ZM170 61H172V60H170ZM169 61V62H170ZM174 61V60H173ZM192 61V60H191ZM191 61H189V62H191ZM225 61V60H224ZM230 61V60H229ZM249 61V60H248ZM107 62L108 61H106V64H107ZM122 62V61H121ZM120 62V63H121ZM146 62H148V61H146ZM157 62V61H156ZM193 62V61H192ZM235 62V61H234ZM104 63V62H103ZM174 63V62H173ZM188 63V64H187ZM223 63V62H222ZM228 63V62H227ZM230 63V62H229ZM233 63V62H232ZM38 64V63H37ZM76 64V63H75ZM116 64V65H117ZM144 64H146L145 62H144ZM104 65H105V63H104ZM108 65V64H107ZM111 65V64H110ZM135 65H137V63L135 62ZM4 66V65H3ZM6 66V65H5ZM19 66V67H20ZM115 66V65H114ZM124 66V65H123ZM123 66L122 65H120V67H119V64H118V67L119 68H122V70H123ZM116 67V66H115ZM144 67H147V69H148V65L146 64V66H144ZM220 67H221V65H220ZM232 67V66H231ZM234 67V66H233ZM237 67V66H236ZM146 69V68H145ZM144 69V70H145ZM146 69V70H147ZM192 69V68H191ZM219 69V68H218ZM246 69H248V71H244V70H246ZM8 70V69H7ZM121 70V69H120ZM179 70H180V68H179ZM221 70V69H220ZM232 70V69H231ZM234 70H235V68H234ZM94 71V70H93ZM239 71V70H238ZM115 72V71H114ZM117 72V71H116ZM119 72V71H118ZM228 72H232V71H230V69L228 70ZM245 72V73H244ZM95 73V72H94ZM94 73H93V75H91V76H94ZM145 73H148V72H145ZM143 74V75H145V78L148 80L147 81V83H148V85L149 84H151V82L149 83V81H151L152 79H150V77L149 78H147L146 77V74ZM167 73V72H166ZM233 73H235L234 71H233ZM110 74V73H109ZM117 74V73H116ZM150 74V73H149ZM218 74V73H217ZM216 74V75H217ZM222 74V73H221ZM232 73H230V75H231ZM236 74V73H235ZM235 74L233 75V76H235ZM8 75V74H7ZM111 75V74H110ZM118 75V74H117ZM116 75V76H117ZM237 75L238 74H236V77H237ZM240 75V74H239ZM238 75V76H239ZM90 76V75H89ZM114 76V75H113ZM150 76H151V74H150ZM229 76V75H228ZM111 77V76H110ZM156 78H155V80H152V81H155L156 82V79H157V76H155ZM15 78V77H14ZM41 78V77H40ZM47 78V77H46ZM115 78V77H114ZM159 78H160V76H159ZM215 78V77H214ZM220 78H223V77H220ZM23 79V78H22ZM51 79L49 80L50 82H51ZM146 79H145V81H146ZM180 79H181V76H180ZM179 79V80H180ZM192 79V80H191ZM53 80V81H54ZM72 80V81H71ZM161 81H162V79H160ZM160 80H157L158 82H156V88H157V90H158V86L160 85V86H163V83L160 81ZM172 80V79H171ZM231 82H229V81ZM234 80H236V79H234ZM238 80V79H237ZM12 81V80H11ZM179 82V81H178ZM183 82H184V84H183ZM192 82V83H191ZM236 82H238V81H236ZM53 83V82H52ZM86 83V82H85ZM144 83V82H143ZM153 83V82H152ZM176 83V82H175ZM180 83V82H179ZM7 84V83H6ZM84 84V83H83ZM88 84H90V83H88ZM146 84V83H145ZM195 84V83H194ZM236 84H239V83H236ZM37 85H38V83H37ZM54 85V84H53ZM56 85V84H55ZM95 85V84H94ZM144 85V84H143ZM143 85H142V87H143ZM172 85V84H171ZM174 85V84H173ZM241 85V84H240ZM239 85V86H240ZM45 86V85H44ZM145 87H146V85H144ZM166 86V85H165ZM175 86V85H174ZM64 87H63V89H64ZM97 87V86H96ZM141 87V86H140ZM144 87V88H145ZM154 87H155V85H154ZM164 87V86H163ZM162 87V89H164ZM173 87V86H172ZM6 88V87H5ZM4 88V89H5ZM33 88V87H32ZM45 88V87H44ZM51 88V87H50ZM150 88V87H149ZM156 88H154V89H156ZM161 88V87H160ZM160 88H159V90H160ZM166 88H169V87H165V89ZM238 88V87H237ZM2 89V88H1ZM30 89V88H29ZM39 89H40V87H39ZM38 89V90H39ZM43 89V88H42ZM142 90H143V88H141ZM161 89V90H162ZM172 89V88H171ZM171 89H170V91H171ZM178 89V88H177ZM49 90V89H48ZM56 90H58V89H56ZM61 90V89H60ZM99 90H101V91H99ZM168 90V89H167ZM173 91L175 90V89H172ZM236 90V91H235ZM39 91H41V90H39ZM156 91V90H155ZM169 91V92H170ZM4 92V91H3ZM60 92V91H59ZM58 92V94L60 95L61 93H62V91H61V93H59ZM68 92V93H69ZM162 92H163V90H162ZM198 92V91H197ZM235 92V93H234ZM236 92H239L238 93V95L236 94ZM241 92V93H240ZM119 93V92H118ZM121 93V92H120ZM119 93V94H120ZM156 93V92H155ZM160 93H161V91H160ZM173 93H179L178 91L176 92V90L173 92ZM48 94V93H47ZM46 94V95H47ZM55 94V93H54ZM166 95H167V92L165 93ZM168 94H170L169 96H170V103H172L171 101H173L172 100V94H171V92L170 93H168ZM233 94H235V97H236V95H237V97L235 98L234 97V95ZM10 95V94H9ZM12 95V94H11ZM18 95V94H17ZM26 95V94H25ZM113 95V94H112ZM140 95V94H139ZM138 95V96H139ZM146 95V94H145ZM208 95H210V94H208ZM212 95H211V97H212ZM0 99L2 98V95L0 94ZM19 96V95H18ZM51 96V95H50ZM61 96V95H60ZM69 96H71V95H69ZM137 96V97H138ZM143 97H144V95H142ZM151 96V98H153L152 96L153 95H150ZM150 96H149V98H150ZM172 96V97H171ZM47 97V96H46ZM72 97V96H71ZM207 97V96H206ZM205 97V98H206ZM237 99V102H236V100L234 99ZM10 98V97H9ZM17 98V97H16ZM34 98V97H33ZM49 98H51V97H49ZM60 98H63V96L62 97H60ZM73 98V97H72ZM118 98H119V96H118ZM139 98H141V97H139ZM157 98L160 100V102H158V100H157ZM169 98V97H168ZM173 98H177V96L176 97H173ZM209 99H207V100H210L211 99V101H212V98H210V97H208ZM3 99V98H2ZM1 99V100H2ZM13 99H15V97L13 98ZM64 99V100H63ZM62 100L63 101H67L68 99H70V98H67V99H65V98H63ZM121 99V98H120ZM138 99V98H137ZM137 99H135V100H137ZM142 99H144V98H142ZM174 99V100H175ZM183 99H185L184 101H183ZM4 100H7V99H4ZM20 100V99H19ZM73 100V99H72ZM3 101V100H2ZM8 101V100H7ZM6 101V102H7ZM68 101H70V100H68ZM77 101V102H76ZM163 101V100H162ZM4 102V101H3ZM10 102V101H9ZM30 102V101H29ZM28 102V103H29ZM45 102V101H44ZM47 102V101H46ZM49 102V101H48ZM72 102V101H71ZM70 102V103H71ZM74 102V101H73ZM158 102V103H157ZM174 102H176V100L174 101ZM2 103V102H1ZM0 103V104H1ZM34 103H35V101H34ZM55 103V102H54ZM69 103V102H68ZM162 103V102H161ZM205 103V102H204ZM234 103H236V104H234ZM13 104V103H12ZM15 104V103H14ZM13 104V105H14ZM46 104V103H45ZM44 104V105H45ZM63 104V103H62ZM65 104V103H64ZM86 104V105H87ZM174 104V106L176 105L175 103H172V105ZM209 104V103H208ZM210 104V105H211ZM2 105V104H1ZM0 105V106H1ZM4 105H5V102H4V104H3V107H4ZM6 105H7V103H6ZM5 105V106H6ZM11 105V104H10ZM12 105V106H13ZM48 105V104H47ZM46 105V106H47ZM51 105V104H50ZM50 105L48 106V107H50ZM55 105V104H54ZM66 105V104H65ZM68 105V104H67ZM70 105V104H69ZM74 104H72V105H70V108H72V106H75ZM163 105V104H162ZM9 106V105H8ZM15 106V105H14ZM44 107L45 109L47 108V107ZM85 106V105H84ZM204 106V107H203ZM2 107V109H1V112H2V110L4 109ZM10 107V106H9ZM56 108L55 106H51V108ZM60 107V106H59ZM62 107H64V105L62 106ZM69 107V106H68ZM92 107V106H91ZM103 107V110H101L100 108H102ZM202 107L207 111V112H205V110H204V114H203V111H202ZM17 108H18V106H15V109H11V107H10V110L12 111V112H14L15 113V111H13V110H16L17 111ZM23 108V107H22ZM51 108H49V109H51ZM66 108V107H65ZM75 109H76V107H74ZM112 108V109H111ZM163 108V109H162ZM6 110L8 109L7 107L5 108ZM3 110V112L2 113H4V112H6V110ZM27 109V108H26ZM25 109V111H27L26 113H28V110H26ZM29 109V108H28ZM54 109H52V111L54 110ZM58 109V108H57ZM56 109V110H57ZM69 109V110H68ZM95 109H94V111H95ZM184 110V109H186V110H184L183 111V114H184V116H188L187 115V113L185 112V111H187L188 112V110L189 111H191V113L192 114H194L195 115V121L197 122H195V123H193V124H191V122H188V121H186V120H189V118H186L185 120H184V118H182L181 117V115L179 114V113H181V112H179V110L181 111V110ZM21 109H18V112H21L20 113V115L21 114H23V111L22 110H24V109H22L21 111H20ZM44 109H42V111H43ZM46 110H48V108L46 109ZM61 110L63 111H66L65 109H63V108H61ZM111 110L112 111H114V113H112L111 112ZM11 111H9L10 113H11ZM24 111V112H25ZM30 111V110H29ZM49 111V110H48ZM47 111V112H48ZM49 111V113L51 112V113H56V114H58L57 112H55V111ZM58 112L60 111V110H57ZM168 112V113H165V112ZM0 112V113H1ZM17 112V113H18ZM61 112V111H60ZM60 112H59V114H60ZM66 112V113H67ZM70 112L69 113H67V114H69V115H71L70 114ZM0 114V116L2 115L3 116V114ZM14 113L13 114H10V115H12V118H13V116H15L14 115ZM26 113H25V115H26ZM33 113H34V111H33ZM46 113V112H45ZM44 113V114H45ZM64 113V112H63ZM228 113V114H227ZM5 114V113H4ZM8 114V113H7ZM19 114V113H18ZM58 114V115H59ZM61 114H62V112H61ZM60 114V115H61ZM207 114H209V113H207ZM6 115V114H5ZM4 115V116H5ZM19 115V116H20ZM25 115H21V116H25ZM28 115H29V113H28ZM50 115V114H49ZM53 115V114H52ZM60 115H59V117H60ZM72 115V116H73ZM86 115V114H85ZM210 115V114H209ZM3 116V119L5 118ZM7 116H9V115H6V118H7ZM17 116V115H16ZM20 116V117H21ZM30 116V118H31V116L32 115H29ZM28 116V117H29ZM36 116V115H35ZM47 115H45L44 117H46ZM54 116H56V115H53V116H51V118L52 117H54ZM64 116V119L66 118L65 116H66V114H64L63 115ZM118 116H120L121 118H122V120L120 121L119 119H120V117L118 118V119H116V117H118ZM190 116V115H189ZM208 116V115H207ZM206 116V117H207ZM18 117V116H17ZM17 117H15L16 118V120H17ZM25 117H27V115L25 116ZM25 117H24V119H25ZM57 117V116H56ZM69 117V116H68ZM86 117V118H85ZM101 117H106V118H104V119H112V120H114L115 119V121L118 123L119 121V126L117 125V126H114V127H112V126H110V125H108L107 123H109L110 121H107V123L106 122H102V121H104V120H102L101 121ZM108 117V118H107ZM232 117L234 118V119H232ZM2 118V117H1ZM11 118V117H10ZM33 118V117H32ZM24 120L23 119V117H21L20 118V120ZM53 119V118H52ZM55 119V118H54ZM60 119H62V120H64L63 119V117H61V118H59V120L57 121V122H59V121H61ZM67 119V118H66ZM69 119V118H68ZM71 119L72 118H70L69 120L70 121H68V125L67 124H64L65 123V121L66 120H64L63 122H60V123H62V126H63V124L64 125H67L66 127H68V128H70V124L69 123H71V125L74 123L73 121L71 122ZM191 119V118H190ZM4 120H6V119H4ZM10 119H8V121L7 122H9L8 124H13L12 122L10 123V121H9ZM13 120V119H12ZM19 120V121H20ZM27 120V119H26ZM25 120V121H26ZM28 120H31V119H28ZM48 119L46 118V121H47ZM119 120V121H118ZM160 120H162V121H165V123L167 122L168 123V125H161V123L159 122ZM192 120V119H191ZM210 120V119H209ZM239 120V121H238ZM25 121H23L22 123H24ZM37 121V120H36ZM54 122V123H57V122ZM106 121V120H105ZM190 121V120H189ZM14 122H15V120H14ZM29 122H32V123H30L31 124V126H34V124H36V122L33 124V120L32 121H28V123ZM223 122V123H222ZM234 122H236V121H234ZM20 123H21V121H20ZM19 122H18V124H20ZM21 123V124H22ZM25 123H27V121L25 122ZM104 123H106V124H104ZM114 122H112V124H113ZM116 123V124H117ZM120 123H124L123 125H121L120 126ZM166 123V124H167ZM211 123V122H210ZM213 123V122H212ZM6 124V125H5ZM20 124V125H21ZM30 124H26L25 126L27 127V126H29ZM33 124V125H32ZM81 124V123H80ZM81 124V125H82ZM110 124V123H109ZM111 124V125H112ZM237 124V123H236ZM239 124H237V125H239ZM2 125H4V126H7L10 130L14 127V126H17V124L16 125H14V126H12L11 127V125L9 126V125H7V123H2L1 125H0V128H1V126ZM20 125H18V126H20ZM23 125V124H22ZM38 125V124H37ZM37 125H36V127H37ZM53 125V124H52ZM58 125V124H57ZM212 125V124H211ZM215 125V126H216ZM239 125V126H240ZM4 126H2V128L1 129H3L4 128ZM17 126V127H18ZM39 126V125H38ZM127 126H128V128H127ZM130 126V127H129ZM214 126V125H213ZM223 126V125H222ZM234 126V125H233ZM233 126H231V128H233ZM11 127V128H10ZM16 127V129L18 130V128ZM25 127V128H26ZM40 127H43V126H40ZM38 128L37 127V129L35 128V130H38V129H41V128ZM103 128V129H105V131H106V133H104V130L102 131L100 128ZM23 128V127H22ZM53 128V127H52ZM64 128V127H63ZM72 128H73V125H72ZM218 128V127H217ZM224 128V127H223ZM227 128H228V125H227ZM236 128V127H235ZM1 129H0V131H1ZM13 129H15V127L13 128ZM29 129V128H28ZM45 129V128H44ZM44 129H41L42 131L44 130ZM55 129V128H54ZM75 129V128H74ZM74 129H67V131H69L70 132V130H73L74 132H76V133H78L79 131V129L78 128H76L77 129V131H75ZM97 129V130H101L102 132H97V130L95 131V130ZM140 129H138V131H140ZM210 129V128H209ZM7 128H6V131L5 132H7ZM17 130H15V132H18L17 134L14 132V131H12V132H14L18 137H17V139L19 138V132H21L22 130L21 129H19L18 131ZM21 130V131H20ZM31 130V129H30ZM56 130V129H55ZM86 130H84L83 129V131H86ZM92 130H94V131H92ZM130 130V131H131ZM137 130V129H136ZM211 130V129H210ZM10 131V133H12ZM25 131V130H24ZM33 131V130H32ZM40 131V130H39ZM64 131H66V130H63V132ZM92 131V132H91ZM145 131V130H144ZM143 131V132H144ZM158 131V130H157ZM165 131V132H166ZM226 131V130H225ZM224 131V132H225ZM4 132V133H5ZM38 132V131H37ZM44 132V131H43ZM48 132H49V130H48ZM53 132V130H51V133ZM62 132V133H63ZM72 132V131H71ZM109 132V133H108ZM142 132V133H143ZM152 132H154V131H152ZM161 132V131H160ZM223 132V131H222ZM9 133V132H8ZM21 133H23V132H21ZM21 133H20V136H21ZM31 133H33V135L32 136H34V133L35 132H31ZM39 133H41V132H39ZM38 133V134H39ZM47 133V132H46ZM59 133V132H58ZM61 133V132H60ZM80 134L82 133V134H84V132H79ZM96 133H94V136H96ZM134 133V132H133ZM132 133V134H133ZM144 133H146V132H144ZM161 133H163V131L161 132ZM167 133V132H166ZM234 133V132H233ZM15 134H10V136L11 137H13L12 135H15ZM28 134V133H27ZM36 134V133H35ZM44 134H45V132H44ZM53 134V133H52ZM51 134V135H52ZM66 134V135H65ZM80 134H77V135H80ZM82 134L80 135V136H82ZM139 134V133H138ZM141 134V133H140ZM15 135V136H16ZM24 135V134H23ZM22 135V136H23ZM29 135V134H28ZM28 135H25V137L26 136H28ZM43 135V134H42ZM61 135H63V134H61ZM64 135L66 136V138H67V132L66 133H64ZM63 135V136H64ZM85 136V138L87 139V141L89 142V138H91L90 137V135H88L89 136V138H87V134L85 133L84 134ZM97 135V136H98ZM102 135V136H103ZM105 136V137H111V136ZM115 135V136H114ZM2 136V139H0V143H4V142H6V143H4L3 144V146L1 145L0 146V149H3V150H5L6 149V147L8 146V144H7V140H5L6 138L4 137V139H3V135H2V132H1V134H0V137ZM5 136L7 137V135L5 134ZM50 136V135H49ZM62 136V137H63ZM101 136V137H102ZM120 136V135H119ZM178 136H176V137H178ZM234 136V135H233ZM232 136V137H233ZM10 137V139H14V138H11ZM25 137H23V139H25ZM30 137H31V135H30ZM29 137V138H30ZM35 137V136H34ZM53 137V136H52ZM54 137H55V135H54ZM53 137V139H55ZM61 137V136H60ZM235 137H233V139L235 138ZM28 138V139H29ZM40 139L38 136H36L35 137V139ZM44 138V137H43ZM57 139L56 140H59L58 139V137H56ZM65 138V137H64ZM71 138V137H70ZM77 138V137H76ZM94 138V137H93ZM100 138V137H99ZM98 138V139H99ZM175 138V137H174ZM173 138V139H174ZM8 139V138H7ZM9 139V140H10ZM16 139V138H15ZM20 139H22V138H20ZM20 139H18V140H20ZM22 139V140H23ZM31 139V138H30ZM34 138L32 137V139L31 140H33ZM34 139V140H35ZM45 139V138H44ZM94 139H96V140H94V141H91L92 139H90V143H92V142H94V144L93 145H95L96 144V142H97V138H94ZM101 139V138H100ZM106 139V138H105ZM110 139V138H109ZM172 139V140H173ZM228 139V138H227ZM21 140V141H22ZM34 140H33V142H34ZM50 140H52V139H50ZM65 140V139H64ZM71 140V139H70ZM176 140V139H175ZM234 140H236V139H234ZM4 141V142H3ZM11 141V140H10ZM17 141V140H16ZM20 141V143L22 144V142ZM25 141H29V140H26L25 139ZM37 141V140H36ZM39 141V140H38ZM37 141V142H38ZM55 141V140H54ZM53 141V142H54ZM96 141V142H95ZM99 141V140H98ZM101 141V140H100ZM107 142H109V141H111V140H106ZM165 141V140H164ZM168 141V140H167ZM167 141H165V143L167 144L168 142ZM229 141V140H228ZM11 142H13V140L11 141ZM11 142H9V143H11ZM17 142H19V141H17ZM16 142V144H18V145H21L20 143H17ZM33 142H31V143H33ZM40 142V144L42 143L41 141H39ZM38 142V143H39ZM51 142V141H50ZM56 142V141H55ZM55 142H54V144H55ZM75 142H77V141H75ZM83 142V141H82ZM102 142V141H101ZM112 142V141H111ZM160 142H162V144L164 143L163 141H160ZM170 142H172V141H169V143ZM174 142H172L173 144H174ZM237 142V141H236ZM236 142L234 143L235 144V146L237 145L238 146V144H236ZM27 142H23V144L22 145H24L25 146V144H26ZM28 143H30V141L28 142ZM31 143L29 144L30 146H31ZM57 143V142H56ZM60 143V142H59ZM67 143H68V141H67ZM72 143V142H71ZM70 143V144H71ZM73 143H74V141H73ZM81 143V142H80ZM87 143V142H86ZM98 143V142H97ZM114 143V142H113ZM112 143V144H113ZM227 143V142H226ZM241 143H239L240 145H242ZM11 144H15L14 142L13 143H11ZM11 144H10V146H11ZM48 144V143H47ZM50 144L51 143H49L48 145H49V147H50V150L51 151H53L51 148H53V147H51L50 146ZM53 144V146H55V148H57L56 147V144L54 145ZM58 144V143H57ZM74 144H76V143H74ZM73 144V145H74ZM88 144V143H87ZM87 144H85V142H84V145H87ZM91 144V145H92ZM98 144H100L99 146H96V147H100V149H101V147L103 146V148L101 149L102 151H103V149H105L106 147H104V146H106V145H103L102 144V146H101V143L99 142ZM109 144V143H108ZM112 144L111 145H109V147H111V148H115V146H118L119 144L118 143H116L115 142V144H118V145H115L114 146V144H113V146H112ZM222 144V143H221ZM230 144V143H229ZM21 145V146H22ZM28 145V144H27ZM29 145H28V147H29ZM33 145H35V144H32V146L30 147V148H28L27 150L28 151H30V149L33 147ZM48 145H47V147L46 148H48V149H46V153H45V155L47 156H51V157H49V158H51V161L50 162H48V161H46V162H42L43 163V165H44V163L46 164V163H49L50 165L52 164H55L56 165V163L54 162V160H52L53 158H52V153L51 152H47V151H50L49 150V147H48ZM59 145V144H58ZM57 145V146H58ZM69 145V144H68ZM72 145V144H71ZM83 145V146H84ZM89 145V144H88ZM90 145V146H91ZM121 145V144H120ZM119 145V146H120ZM165 147H166V145L165 144H163ZM163 145H161L162 147H163ZM171 145L172 144H170L169 146H168V148H170L171 147ZM214 145V144H213ZM248 145H246L245 144V146H248ZM5 146V148H3ZM9 146V147H10ZM15 146V145H14ZM13 146V148L14 149H17L18 147H20V146H17L16 148ZM38 146V145H37ZM66 146V145H65ZM75 146H78V145H75ZM74 146V147H75ZM220 146V145H219ZM225 146V145H224ZM223 145H221L220 147H219V149L221 148V151L223 150H225V149H229V148H225ZM234 146V145H233ZM233 146H231L233 149H234V147ZM243 146V145H242ZM245 146H243V147H245ZM9 147H7V149H6V151H8V153H9ZM42 147V146H41ZM69 147H71L69 150L67 149L68 147H65L66 149H67V151H69L70 153V173L68 174H66L67 175V177L69 178V175H70V184H71V186H72V184H73V182L74 181H76V183H77V181L80 179V181L83 179L84 181H86V180H88L89 181V183L91 182H93V181H95L94 182V184L95 183H98L95 179H94V177L93 178H91V179H93V181L91 180V179H87V178H85V176H87L89 173L88 172H90V173H92V175L90 176V177H92L93 176V174H94V172H92V171H98L97 172V175L98 176H100L99 174H101V173H99V172H101V170H102V173H103V171L105 170V169H107L104 173H103V176H104V178H106V176L104 175L108 170H110V168L108 169V167L106 166V168L104 169V167H102V165H104V163H102L103 161H111V160H109V159H111V157H112V160L113 159H115V157L119 154L118 153V151H117V153H115V154H117L116 156H115V154L113 153V152H111L112 154H114L113 156H115V157H113L112 156V154H109V156H110V158H109V156H106V154L107 153H110V152H106V154H105V151H103V154H102V152L100 151L99 153H98V151L100 150H98V148H97V150L98 151H96L95 150V148L94 147H92V148H90V149H86V153L84 152V150L85 149H83L82 150V146L80 147V150H79V152H78V150L76 149H74V147L73 146H70L69 145ZM85 147V146H84ZM87 147V146H86ZM89 147V146H88ZM124 147L126 148V146L124 145ZM130 147H132L131 145H130ZM164 147V148H165ZM249 147V146H248ZM21 148L22 147H20L19 149L21 150ZM35 148L36 147H33V149L35 150ZM55 148H54V151L55 152H57L56 150H55ZM60 148V147H59ZM107 148H108V145H107ZM111 148H108V149H106V151H110V149ZM118 148V147H117ZM117 148L115 149V151L117 150ZM120 148V147H119ZM118 148V149H119ZM121 148H123V146L121 147ZM127 148H129L128 146H127ZM168 148H166V149H168ZM232 148H230V150H228V151H231V149ZM19 149L18 150H16V152L18 151L19 152ZM22 149H24L25 150V148L23 147ZM38 152H39V155H40V151H39V146H38ZM44 149V148H43ZM43 149H40L41 150V153H42V150ZM64 149V148H63ZM63 149L61 148V150L63 151ZM131 149V148H130ZM134 149V148H133ZM133 149H131V150H133ZM158 149V148H157ZM156 149V150H157ZM160 150H161V148H159ZM165 149V150H166ZM172 149H174L173 147H171L169 150H172ZM232 149V150H233ZM237 150L239 149L240 150V147L239 148H236ZM241 149H242V147H241ZM12 150V149H11ZM32 150V149H31ZM33 150V151H34ZM60 150V152H59V149H58V152L60 153V154H62V151ZM71 150H75V151H77L78 153H76V152H74V153H72V151ZM112 150V149H111ZM114 150V149H113ZM121 150H124L123 151V153L126 151L124 148L123 149H121ZM129 151L128 150V152H134V154L136 153L135 152V150L134 151ZM140 150V149H139ZM155 150V149H154ZM162 150H163V148H162ZM162 150L160 151L161 153H163L162 152ZM165 150H163L165 153L167 152L168 153V150L167 151H165ZM235 150V149H234ZM246 150V149H245ZM247 150H250V149H248L247 148ZM14 151V150H13ZM33 151H30V154L33 152ZM36 151V150H35ZM64 151H65V149H64ZM80 151H83V152H80ZM137 151V150H136ZM159 151V150H158ZM219 151V150H218ZM220 151V152H221ZM226 151V150H225ZM225 151H224V153H225ZM241 151V150H240ZM16 152H14V157L16 156L15 154H16ZM45 152V151H44ZM43 152V153H44ZM57 152V153H58ZM172 152H170V154H172ZM235 152H236V154H234V155H237V154H240V153H237V151L235 150ZM234 152V153H235ZM244 152V151H243ZM11 153H12V151H11ZM11 153H9L8 154V156L9 155H11ZM20 153H23V152H19V154ZM25 153H27V151L25 150ZM35 153V152H34ZM37 153V152H36ZM65 153H67V152H65ZM123 153H122V155H123ZM125 153H127V152H125ZM152 152H150V154H151ZM167 153H166V155H167ZM221 153H223V152H221ZM231 154V156H232V153L233 152H230ZM245 153H246V151H245ZM24 154V153H23ZM23 154H21L22 155V157H25V159L27 158L26 156H25V154H24V156H23ZM33 154V153H32ZM38 154V153H37ZM37 154H36V157H37ZM134 154L133 155H129L130 157H132V156H134ZM139 154V153H138ZM149 154V153H148ZM149 154V155H150ZM169 154V155H170ZM242 154V153H241ZM249 154V152L247 153V155ZM0 155H1V152H0ZM2 155H3V153H2ZM6 155V157H7V154H4L3 156H5ZM20 155V156H21ZM27 155V154H26ZM34 155V154H33ZM42 156H44L45 157V155H43V154H41ZM40 155V156H41ZM56 155L57 154H53V156H55L56 157ZM59 155V154H58ZM68 155V154H67ZM104 155V156H103ZM120 155H121V152H120ZM124 155H126V154H124ZM123 155V158L122 159H124V156ZM148 155V156H149ZM152 156H150L151 158L153 157V153L151 154ZM166 155L164 156L165 158H166ZM172 155V156H173ZM222 155V154H221ZM227 155H229V153L227 154ZM261 155V156H260ZM13 156H12V158H13ZM20 156H18V158L20 157ZM28 156V155H27ZM64 156V155H63ZM62 156V157H63ZM80 156V157H79ZM145 156H146V154H145ZM148 156H146V158L148 159ZM226 156V155H225ZM246 156V155H245ZM11 156H9V158H10ZM22 157H20V158H22ZM31 157L32 156H29V159H28V162L29 161H31ZM35 157V156H34ZM34 157L32 158V159H34ZM39 157V156H38ZM54 157V158H55ZM60 156H57V158H59ZM68 157V156H67ZM69 157H68V159H69ZM99 157H102L103 159H105V160H103L101 163H99L100 161V159H99ZM127 157V156H126ZM125 157V158H126ZM130 157H128V158H130ZM167 157H169L168 158V160L169 159H171V157L170 156H168L167 155ZM174 157V156H173ZM172 157V158H173ZM230 157V156H229ZM261 157V158H260ZM19 158V159H20ZM40 159H41V157H39ZM38 158V159H39ZM43 158V157H42ZM48 157H45V159H47ZM48 158V159H49ZM57 158H56V160H57ZM120 158H121V156H120ZM120 158H119V160L118 161H120L122 164L120 165V166H123L124 165V163H126V162H122L121 160H120ZM134 158H136V157H134ZM145 158V157H144ZM156 158L158 159L159 157H157L156 156ZM161 158H163V157H161ZM161 158H159V159H161ZM227 158H228V156H227ZM235 157L233 156V159H234ZM247 158V157H246ZM249 156H248V160H249ZM14 159V158H13ZM23 159V158H22ZM38 159H36L35 158V160H37L36 162H32V163H34V165L38 162ZM45 159H44V161H45ZM47 159V160H48ZM60 159H62V158H60ZM66 159V158H65ZM65 159H62V160H64V161H66ZM76 159H77V161H76ZM150 159V158H149ZM159 159L157 160V162H159ZM251 159H253V155H251V158H250V160ZM24 160V159H23ZM50 160V159H49ZM59 160V159H58ZM128 160V159H127ZM132 160V159H131ZM156 160V159H155ZM163 160V159H162ZM162 160H160V161H162ZM175 160V159H174ZM174 160H170V161H174ZM178 160V161H177ZM238 160H241V162L243 161V159H239L238 158ZM245 160V159H244ZM10 161V160H9ZM16 161V160H15ZM25 161V160H24ZM24 161H22V163H24L23 165H24V167L26 166L25 164H27L28 162H24ZM42 161V160H41ZM60 162H62V163H64V161H61V160H59ZM105 161V162H106ZM114 161V160H113ZM118 161L116 162V163H118ZM129 161V160H128ZM135 161V163H136V160H134ZM134 161H133V163H128V165H135V163H134ZM150 161H151V159H150ZM163 161H166V159L165 160H163ZM236 160L234 159V162H235ZM247 161V160H246ZM252 161V160H251ZM40 162V161H39ZM39 162L37 163V164H39ZM57 162V161H56ZM69 162V161H68ZM168 162V161H167ZM175 162H174V164H175ZM179 162V163H178ZM228 162V164H226ZM234 162H233V164H234ZM241 162H240V164L238 163V161H237V168H239L240 170L239 171H237L238 173L237 174H239V173H244L243 172V170L244 169H246L247 168V166H246V168L243 166L245 163V161H243V163L241 164ZM250 162V161H249ZM249 162H246L249 166L251 165V164H249ZM253 162V161H252ZM13 163V162H12ZM11 163V164H12ZM15 163V162H14ZM13 163V165H12V168H14L13 166L15 165ZM17 163L19 164L20 162H16V165H17ZM61 163V165H63ZM66 163V162H65ZM64 163V164H65ZM114 163V162H113ZM113 163H112V165H113ZM137 163H139V162H137ZM136 163V164H137ZM143 163H147V160H146V162H142V164ZM153 163V162H152ZM163 163V162H162ZM165 163V162H164ZM163 163V165H166V163L164 164ZM168 163H171V162H168ZM5 164V163H4ZM21 164V163H20ZM48 164V165H49ZM58 164L60 165V163H58L57 162V165H56V167L58 166ZM83 164V165H82ZM108 164V163H107ZM107 164H105V165H107ZM119 164V163H118ZM148 164H150V162L148 163ZM148 164H144L143 166H147ZM173 164V165H174ZM233 164H232V166H233ZM239 164V165H238ZM247 164H245V165H247ZM255 164V163H254ZM254 164L252 163V165L254 166ZM255 164V166H257ZM6 165V164H5ZM15 165V166H16ZM23 165H21V166H23ZM34 165H32L31 164V166L33 167ZM84 165H87V166H84ZM110 165H111V163H110ZM110 165H108V166H110ZM131 165L130 166H128V168H127V170L129 169V167L130 168H132L131 167ZM133 165V170L135 171V173H136V170L138 169V167L141 165V164H139V165H137L138 167H137V169L135 170L134 168H135V166ZM155 165H158L159 166V164L158 163H155ZM154 165V166H155ZM170 165H172V164H170ZM236 165L234 164V166L236 167ZM251 165V166H252ZM2 166V165H1ZM8 166L10 167V165L8 164ZM20 165L18 166V167H21ZM27 166H29V163L27 164ZM35 166H37V165H35ZM34 166V168L36 169V168H38V167H35ZM38 166H40V165H38ZM64 166V165H63ZM61 167V169H63L64 167ZM65 166H66V164H65ZM116 166H118V165H116ZM142 166V167H143ZM145 166V167H146ZM161 166V165H160ZM159 166V167H160ZM168 166V165H167ZM231 166V165H230ZM249 166H248V169H250L249 168ZM17 167V166H16ZM15 167V168H16ZM17 167V168H18ZM50 167H52V166H50ZM50 167H47V168H50ZM54 167V166H53ZM56 167H54L53 168V170H55L56 172H55V174L57 173V170L56 169H58V168H56ZM59 167V169H60V166H58ZM119 167V166H118ZM118 167H116V168H118ZM125 167H127V166H125ZM125 167H123V168H125ZM144 167V168H145ZM152 167H153V164H152ZM162 167V166H161ZM160 167V169H162ZM234 167V168H235ZM11 168V167H10ZM16 168V169H17ZM22 168V167H21ZM27 168V167H26ZM26 168H24V169H26ZM46 168V169H47ZM93 168V169H92ZM104 170H103V169ZM113 168V167H112ZM115 168V167H114ZM147 168V167H146ZM149 168V167H148ZM147 168V174H146V172L142 169V171L144 172L143 173V176H141V177H139V181H138V178L135 180V182L137 181L138 182V184L139 183H141L142 184V182H143V184L144 185H148L149 183H147L148 181H147V177H149L148 176V174L151 172V170L152 169H154V168H152V169H148ZM156 168H158V167H156ZM173 167H171V170H170V172L171 171H173V170H177L175 167V169H172ZM178 168V169H179ZM230 168V167H229ZM6 169V168H5ZM9 169V168H8ZM24 169H22L23 171L22 172H24V171H26V170H24ZM28 169H30V166L28 167ZM28 169H27V171H28ZM61 169H60V172H63V171H61ZM65 169L67 170V168L65 167ZM64 169V170H65ZM89 169H92V170H89ZM101 169V170H100ZM122 169V168H121ZM164 170H165V168H163ZM162 169V170H163ZM170 169V168H169ZM241 169H243L242 171H241ZM0 170H2V168L0 169ZM18 170V174H22L20 171H19V169H17ZM21 170V169H20ZM33 170V169H32ZM37 170H39V171H43V170H41V166H40V169L38 168ZM50 171L52 170V168L51 169H49ZM52 170V171H53ZM126 169H125V174H124V176L125 175H128L127 173L129 172V171H127ZM131 170V169H130ZM132 170V171H133ZM139 172H138V174L140 173L141 174V168H139ZM150 170V172L148 173V171ZM164 170H163V172H164ZM166 170H167V168H166ZM237 170V169H236ZM31 171V170H30ZM28 171L29 173H31V176L32 177H30L31 178V180H32V178L34 177L32 174H33V172L31 171ZM47 171H48V169H47ZM114 171V170H113ZM117 171H118V169H117ZM126 171H127V173H126ZM133 171V172H134ZM157 170L155 169V172H156ZM245 171V170H244ZM250 171V170H249ZM249 171H247V172H249ZM11 173L13 172V171H10ZM15 172H16V170H15ZM36 172V171H35ZM38 172V171H37ZM36 172V173H37ZM49 172V171H48ZM58 172H59V170H58ZM65 172V171H64ZM63 172V173H64ZM110 172H112V170L111 171H109V172H107V173H109L108 175H112L113 174V176L112 177H114L115 176V174H116V172L115 173H113L112 172V174H110ZM162 171L160 170L159 171V173H161ZM162 172V173H163ZM177 172H178V170H177ZM180 172V171H179ZM17 173V172H16ZM29 173H27V175L29 174ZM36 173H34V174H36ZM41 173V172H40ZM40 173H38L39 174V176L38 175H36L35 177H38V179L39 180H41L39 177H40V175H43V173L42 174H40ZM45 173V175L46 174H48V173H46V171L44 172ZM106 173V174H107ZM118 173V172H117ZM120 173H121V170H120ZM132 174V172H130V174L131 175H133V177L136 175V174ZM174 173H176V171L174 172ZM9 174V173H8ZM12 174H15V173H12ZM50 174H54V173H49L48 175H50ZM62 174V173H61ZM60 174V175H61ZM65 174V173H64ZM63 174V175H64ZM119 174V173H118ZM117 174V176L116 177H118L119 175ZM129 174V175H130ZM138 174H137V177H138ZM153 174V173H152ZM154 174H156V173H154ZM157 174H158V172H157ZM166 174H167V171H166V173H165V176L163 175V174H161L162 176H164V177H166ZM169 174V173H168ZM168 174H167V177H168ZM179 174V173H178ZM177 174V175H178ZM234 174V173H233ZM236 174V175H237ZM245 174V173H244ZM17 175V174H16ZM23 175H26V173H24ZM27 175H26V177H27ZM30 175V174H29ZM29 175H28V177H29ZM48 175H46V176H48ZM57 175H58V173H57ZM59 175V176H60ZM94 175H96V173L94 174ZM122 175V174H121ZM159 175V174H158ZM158 175H155V176H158ZM170 175V174H169ZM177 175H174L175 177L177 176ZM44 176V175H43ZM54 176V175H53ZM102 176V177H103ZM110 176H108V177H110ZM123 176V177H124ZM140 176V175H139ZM151 174H150V177L149 178H151ZM162 176H158L159 178L161 177L162 178V181H161V179H160V181L163 183V184H160L159 182H157L158 184H159V188L161 189V190H159V195L158 194H155V199H153V198H151V196L149 197V193L148 192H150V191H143V192H141L140 191V189H142V188H140L139 187V185H137V187H138V191H139V194H140V196L138 195V193H136V192H134L136 195H138V197H140V198H135L136 199V201L139 199V200H143V201H145L146 202V200H150L149 202H152L153 200H156V197H158V199L156 200V202L158 203L157 205H155L154 206V204L152 205V203L151 204H149V202L147 201V204L145 205V204H143V203H141L140 201V203H138V202H136L135 203V199H134V202H132V201H129L130 200V195H131V193H133L132 191H135V190H130L129 191V189H130V187H129V189H128V191H125L124 189V191L126 192V194L124 193V191L123 190H121V188H122V186L121 187H119V185H121V184H119L120 183V181H121V177H118L119 179H120V181H117V179H116V181L118 182V186H117V182H115L114 181V179L115 178H112L111 177V181H112V179H113V183H111V181L109 182V183H111V185L108 183V181L106 182L107 184H108V186L106 185V183H104L103 184V179H102V177L100 178V177H98V179H102V182L100 183V180H98L99 181V183L103 186L102 188H100L99 187V183H98V192L100 193V191H99V188L100 189H102V194H100V195H103V193H104V196H106V208H105V210H104V212H103V219H104V221L105 222H110V220H111V222H112V219L114 218V219H117V220H119L123 215H125L128 219H130L131 221H141V224H142V221H145V223H149L147 226H148V228H146V229H150L149 230V232H147V231H145V232H147L146 234L144 233V231H142V230H144V229H141V228H138V230L139 229H141V231L144 233V234H141V235H139L140 233H142L140 230L138 231L137 229H134L135 231L137 230L138 232H140L139 234H138V232H136L137 233V235H139L140 237H141V239L139 240V239H137V240H139L142 244H144V245H146L147 247L148 246H150L151 247V245L154 243L155 244V240H156V236H158V237H162V239H163V236L162 235H164L165 234V237H166V234L168 233V230H166L167 228H170V227H167L166 229H164V227H162L163 225L164 226H166L165 224H176L177 223V220L179 221V218L180 219H182V215L184 216V215H187V214H184L183 212L182 213H179L180 212V210L179 209H181V208H179L180 207V205L178 204V206L179 207H177V209L179 210H177L176 209V207H175V209L174 210H176V213L173 211V210H171V212H170V208L172 207V206H174V205H176L175 203H176V199L178 198L177 196V198H175V194L174 195H169L167 192H165L162 188H165V183H166V189H168V187H167V185H169V179L168 180H166V181H164L163 182V180H165V179H163V177ZM242 176V175H241ZM240 176V177H241ZM13 177V176H12ZM15 177V176H14ZM24 177V176H23ZM35 177L33 178V182H34V179H35ZM42 177V176H41ZM45 177V176H44ZM51 177V176H50ZM49 177V178H50ZM54 177H56V175L54 176ZM63 177H65V175L63 176ZM62 177V178H63ZM90 177H88V178H90ZM126 177V176H125ZM124 177V179L122 180L123 181V184H124V180L128 177H126L125 178ZM132 177V176H131ZM154 176H152V178H153ZM166 177V178H167ZM173 177V176H172ZM179 177H181V176H177L176 178L177 179H179L180 180V178ZM5 178V177H4ZM6 178H8V177H6ZM16 179H21V178H19V176H18V178H17V176L15 177ZM29 178V179H30ZM60 178V177H59ZM62 178H61V180H62ZM67 178V179H68ZM96 178V177H95ZM130 178V177H129ZM135 178H136V176H135ZM135 178H130V179H135ZM151 178V179H152ZM154 178H157V177H154ZM153 178V179H154ZM169 178V177H168ZM176 178L174 179V177H173V179H172V181L170 182V183H172V182H174L175 180H176ZM13 179V178H12ZM24 179V178H23ZM23 179H21V180H23ZM28 179V178H27ZM25 180V182L26 181H28V180ZM48 179V177L45 179L44 178V180L46 181ZM65 181L67 180V179H65V178H63ZM75 179H77V180H75ZM151 179H149L150 180V183L152 184V180ZM171 179V178H170ZM239 179V178H238ZM244 179V180H245ZM20 180V184H22L23 182ZM31 180H29V182L28 183H30V182H32ZM56 180V179H55ZM69 180V179H68ZM68 180H67V183H68ZM81 181V183H83L84 181ZM106 180H109V179H106ZM132 180L130 181V180H128L127 179V182L128 183H130V182H132ZM155 180H157V179H154L153 180V182H155ZM180 180V181H181ZM245 180V181H246ZM6 181V180H5ZM18 181V180H17ZM36 181H37V179H36ZM43 181V180H42ZM42 181H40V182H42ZM57 181V180H56ZM56 181H55V183H56ZM59 181H60V179H59ZM63 181V180H62ZM105 181V180H104ZM144 181L147 183V184H145L144 183ZM4 182V181H3ZM8 182V181H7ZM24 182V183H25ZM33 182H32V184H33ZM47 182V181H46ZM46 182H45V184H46ZM48 182H49V179H48ZM50 182H52V180H51V178H50ZM133 182H134V180H133ZM176 183H177V180L175 181ZM174 182V188H176V186H177V184ZM179 182V181H178ZM187 182V183H186ZM27 183V182H26ZM54 183V179H53V182H52V184ZM65 182H62V184H64ZM78 183H80L79 181H78ZM90 183V184H91ZM125 183H126V181H125ZM127 183V184H128ZM180 183V182H179ZM248 183V185L245 187L243 184H247ZM5 184V183H4ZM10 184V183H9ZM9 184H8V186H9ZM12 184V183H11ZM16 184V183H15ZM31 184V183H30ZM44 184V183H43ZM49 184V183H48ZM57 184H59V182H57ZM66 184V183H65ZM83 184H85V182L83 183ZM88 184V183H87ZM89 184V186H87L86 184L85 185H77V184H73L74 186H73V189L72 190H70V191H72V192H74V189H75V191H77V189L80 187V186H82L81 187V191H84V190H87V189H91V187H93V185L91 186ZM116 184V185H115ZM122 184V185H123ZM134 185H136L135 183H133ZM142 184V185H143ZM150 184V185H151ZM158 184H156V185H158ZM173 184V183H172ZM171 184V185H172ZM252 184V183H251ZM6 185V184H5ZM5 185H3V186H5ZM27 185V184H26ZM51 185V184H50ZM56 185V184H55ZM60 185H61V183H60ZM59 185V188H61V187H64L65 185H61L60 186ZM67 185V184H66ZM126 185V184H125ZM129 185V184H128ZM132 185V184H131ZM130 185V186H131ZM143 185V186H144ZM155 185V184H154ZM7 186V187H8ZM16 186V185H15ZM29 186V185H28ZM27 186V187H28ZM35 186V185H34ZM36 186H37V184H36ZM51 186H53V185H51ZM50 186V187H51ZM58 186V185H57ZM70 186V187H71ZM91 186V187H90ZM183 186V185H182ZM245 188H244V187ZM10 188H11V185L9 186ZM31 187V186H30ZM67 187V186H66ZM94 187H95V185H94ZM93 187V188H94ZM132 187V186H131ZM142 187V186H141ZM147 187V186H146ZM145 187V188H146ZM149 188H151L150 186H148ZM154 187V186H153ZM152 187V188H153ZM158 187V186H157ZM251 187V186H250ZM15 188V187H14ZM33 188V187H32ZM38 188V187H37ZM54 188H55V186H54ZM85 188H87V189H85ZM96 188V187H95ZM97 188L96 189H93V190H97ZM125 188V187H124ZM149 188H148V190H149ZM152 188L150 189L153 193H154V191H155V189L154 190H152ZM185 188V189H186ZM249 188V187H248ZM13 188H11V189H7V190H10V191H13L12 190ZM18 189V188H17ZM27 189V188H26ZM34 189V188H33ZM56 189H58V187L56 188ZM68 189H69V187H68ZM71 189V188H70ZM80 189V188H79ZM84 189V190H83ZM126 189V188H125ZM250 189H248V190H250ZM3 190V189H2ZM29 190V189H28ZM59 190V189H58ZM88 190V191H89ZM145 190V189H144ZM163 190V191H162ZM171 187H170V189L169 190H167V191H169L170 192V194H171ZM176 190H177V188H176ZM175 190V191H176ZM87 191V192H88ZM157 191V190H156ZM155 191V192H156ZM175 191H172V194H173V192L174 193H176ZM185 191V190H184ZM29 192V191H28ZM38 192V191H37ZM87 192H85V193H87ZM93 192V191H92ZM127 192L128 193H130V195L128 196V194H127ZM144 192H146V193H144ZM165 192V193H164ZM178 192V191H177ZM4 193V192H3ZM39 193V192H38ZM79 193V192H78ZM77 193V194H78ZM91 191H89L86 195H87V197H89L91 194ZM96 193H97V191H96ZM95 193V194H96ZM133 193V194H134ZM152 193V195L154 196V194ZM75 194V193H74ZM76 194V195H77ZM81 194V193H80ZM79 194V195H80ZM134 194V196L133 197H135L136 195ZM150 194H151V192H150ZM184 194V193H183ZM232 194H235L236 196L235 197H233L232 196ZM49 195V194H48ZM65 195V194H64ZM81 195H83V194H81ZM86 195H84L83 197H85L86 198ZM94 197H96L95 195H94V193L92 194ZM92 195H91V197H90V201H91V199H92ZM99 194H98V196H100ZM129 197V202H127V196ZM156 195H158V196H156ZM185 195V196H186ZM72 195L70 194V197H71ZM74 197H75V195H73ZM98 196H97V198H98ZM103 196V197H104ZM79 197H81V196H78V198L77 199H79ZM180 197V196H179ZM184 197V196H183ZM76 198H72L73 199V201H71L74 205L73 206H71V207H74V206H76V205H78L79 203H81V201H83L84 202V199L83 200H81V201H74V199H76ZM99 198H101V197H99ZM98 198V199H99ZM132 198V197H131ZM186 198V197H185ZM184 198V199H185ZM221 198H223V201H221ZM234 198H237V200L235 201L234 200ZM72 199H70V200H72ZM87 199V198H86ZM52 200V199H51ZM89 200V199H88ZM99 200H101V199H99ZM104 200H105V198L103 199V200H101V201H103V207H102V210H103V208L105 207V203H104ZM159 200H161V201H159ZM178 200H180V198H178ZM187 200V199H186ZM217 201V204L220 206V208L219 207H217V208H215L214 206V201ZM234 200V201H233ZM218 201H219V203H218ZM92 202V204L95 202V203H97L96 202V200L93 202V201H91ZM100 201H98V203H99ZM153 202H155V201H153ZM179 202V201H178ZM181 202V201H180ZM97 203V204H98ZM102 203V202H101ZM185 203V205H186V202H184ZM234 203V204H233ZM88 204H90L89 202H86V200H85V202L83 203V205H80V207H78V206H76V207H78V208H81V206H82V208L81 209H83V207H90ZM91 204V205H92ZM97 204H95V205H97ZM140 204V205H139ZM95 205L93 204L92 205V207L94 206L95 207ZM148 205V206H147ZM188 205V206H189ZM238 205V204H237ZM98 207H100V204H98L97 205ZM71 207H70V210H71ZM75 207V208H76ZM93 207V208H94ZM98 207H97V209H98ZM117 207H118V209H120V210H118L117 209ZM189 207H191V206H189ZM101 208V207H100ZM174 208V207H173ZM184 208V207H183ZM227 208V209H228ZM80 209V210H81ZM87 209H89V208H86V211H87ZM94 209H96V208H94ZM109 209H110V211H109ZM113 209V210H112ZM115 209V210H114ZM190 209V208H189ZM227 209H226V211H227ZM75 210V209H74ZM80 210H79V212H80ZM85 210V209H84ZM91 210V209H90ZM89 210V211H90ZM93 210V209H92ZM100 210V209H99ZM186 210V211H185ZM184 210V212H188L187 210H188V207H187V209H185ZM72 211V210H71ZM78 211V209L76 208V210H75V212H77ZM86 211H84V214H85V212ZM88 211V212H89ZM93 211H95V210H93ZM92 211V212H93ZM101 211V210H100ZM172 211L175 213V215H172V214H174V213H172ZM183 211V210H182ZM81 212H83V211H81ZM80 212V213H81ZM92 212L90 213H88V215H90V214H92ZM96 212V211H95ZM95 212H94V215H92L91 216V219H89L88 220V222H92V217L93 216H95ZM102 212V211H101ZM172 213V214H170V213ZM190 212V211H189ZM192 212L193 211H191L190 213L192 214ZM72 214L71 215H73V212H71ZM79 213V216L81 215ZM99 213V211H97V213L96 214H98ZM84 214H82L80 217L81 218H84L85 219V221H87L86 219L87 218H90L88 215H87V212H86V214L84 215ZM100 214V213H99ZM98 214V215H99ZM182 214V215H181ZM71 215H70V217H71ZM76 216L78 215V214H75ZM181 215V216H180ZM79 216H77V218H79ZM125 216H124V218H125ZM238 216H239V214H235V218L236 219H239L238 218ZM73 217H74V215H73ZM97 217H99V216H97ZM96 217V218H97ZM101 217V216H100ZM193 217V216H192ZM191 217V218H192ZM198 217H196V218H198ZM76 218V217H75ZM123 218V217H122ZM149 219V220H147V219ZM184 219H186L187 218V216H186V218L185 217H183ZM188 218H190V217H188ZM187 218V220L189 221V223L188 224H193L192 223V221H190L191 220V218H190V220ZM194 218H195V216H194ZM202 217H200V219H201ZM234 218V219H235ZM242 218V217H241ZM240 218V219H241ZM72 219V218H71ZM83 219V220H84ZM95 219V218H94ZM93 219V220H94ZM98 219V218H97ZM128 219H124V220H127L128 221ZM199 219V218H198ZM204 219H202V221L204 220ZM77 220H80V218L79 219H77ZM82 220V219H81ZM82 220V221H83ZM100 221L102 220V218L101 219H99ZM120 220H122V219H120ZM119 220V221H120ZM123 220V221H124ZM192 220H193V218H192ZM74 221V220H73ZM97 221V220H96ZM181 221V220H180ZM196 221V220H195ZM238 221H240V220H235V221H232L231 222V224L229 225V226H231V231H232V233H233V230H234V232H235V230H240L239 228V225H237L236 226V223L238 222ZM76 222H79V221H76ZM94 222V221H93ZM103 222V221H102ZM105 222H103L104 224L103 225H107V224H105ZM114 222V221H113ZM112 222V223H113ZM181 222H183V221H181ZM180 222V223H181ZM184 222H185V220H184ZM191 222V223H190ZM194 222V221H193ZM253 222V221H252ZM120 223V222H119ZM127 223V222H126ZM129 224H128V228H129V226H130V223H132L133 224V222H128ZM135 223V222H134ZM179 223V222H178ZM229 223H230V221H229ZM257 222H253L252 224H253V226H255V224H256ZM138 223H136V225H137ZM184 224H186V222L184 223ZM238 224V223H237ZM124 225V223L122 224L121 223V226L122 227H124L123 226ZM140 225V224H139ZM208 225V226H209ZM251 225V224H250ZM110 226V225H109ZM126 226H127V224H126ZM174 226V225H173ZM172 226V227H173ZM177 226V225H176ZM176 226H175V229H176ZM179 226V225H178ZM119 227V226H118ZM122 227H120V229L121 230H123L124 228H126V227H124V228H122ZM131 227H134V225L133 226H131ZM139 227H141V226H139ZM145 227H146V224H145ZM186 227V225L183 227V228H185ZM188 227V226H187ZM186 227V228H187ZM242 227V226H241ZM249 227V226H248ZM263 227V226H262ZM109 228V227H108ZM108 228L107 229H105V231H106V233L108 232L109 234H107V235H113V233L111 234L110 233V231H108ZM174 228V227H173ZM189 228H192V227H189ZM203 228V227H202ZM261 228V227H260ZM259 228V229H260ZM130 229V228H129ZM128 229V230H129ZM145 229V230H146ZM243 229V228H242ZM252 229V228H251ZM110 230H111V228H110ZM124 230H126V229H124ZM131 230H132V234L135 232V231H133V229L131 228ZM179 230H181V228L179 229ZM247 230L248 229H246V232H247ZM264 230V229H263ZM120 231V230H119ZM153 231V232H152ZM167 231V232H166ZM188 231H189V229H188ZM187 231V232H188ZM206 231V232H207ZM130 232V231H129ZM129 232H125V233H129ZM152 232V233H151ZM166 232V233H165ZM170 232V231H169ZM190 232V231H189ZM203 232V231H202ZM207 232V233H208ZM245 232V230H243V234L244 233H246ZM258 232V231H257ZM256 232V233H257ZM123 233V232H122ZM121 233V234H122ZM124 233V234H125ZM136 233H135V235H136ZM191 233H192V231H191ZM238 233V232H237ZM237 233H234V234H237ZM249 233V232H248ZM247 233V234H248ZM124 234H122V236L124 235ZM239 234V233H238ZM254 234H255V229H254ZM125 235H128V234H125ZM134 235V234H133ZM145 237H144V236ZM168 235H169V233H168ZM167 235V239H169L168 237H170V236H168ZM196 235V234H195ZM130 236H132V235H129V238L128 239H130L131 237ZM248 236H251V235H248ZM256 236V235H255ZM106 237H108L109 238V236H106ZM106 237H105V239H106ZM121 237V236H120ZM132 237H134V236H132ZM139 237V238H140ZM258 237V239H256ZM257 237L255 238L256 240H260V241H262V242H260V241H251V243L249 242V244L247 243V245H250V244H252V243H256V246L258 245V249H257V251H259L261 248H263L264 247V240H261V239H263L264 238V232L262 231V229H261V231H259L258 233H257ZM107 238V240H109ZM115 238V237H114ZM126 238H127V236H126ZM126 238H125V240H126ZM135 238H136V236H135ZM137 238H138V236H137ZM173 238V237H172ZM171 238V239H172ZM246 238V237H245ZM132 240L134 239V238H131ZM158 239V238H157ZM162 239H161V241H160V243H159V240H157L158 241V244L159 245H161L162 243H163V241H162ZM166 239V238H165ZM166 239V240H167ZM173 239H175V238H173ZM106 240V241H107ZM112 239H110V241H111ZM125 240H123V241H125ZM131 240V241H132ZM166 240H164V241H166ZM114 241V240H113ZM169 241L170 240H168V243H167V245H169ZM174 241V240H173ZM115 242V241H114ZM113 242V243H114ZM116 242H117V240H116ZM114 243V244H116L117 246H114V247H117L118 248V245L119 246H121L122 245V242L121 241H119V243H121V244H117V243ZM135 242H138V241H135ZM162 242V243H161ZM171 242V241H170ZM175 242H176V240H175ZM202 242V241H201ZM105 243H109V242H105ZM112 243V242H111ZM133 242H131V244H132ZM139 243V242H138ZM140 243V244H141ZM172 243V242H171ZM174 243V242H173ZM173 243H172V245H173ZM246 243V242H245ZM125 244V243H124ZM140 244H138V245H140ZM141 244V245H142ZM157 244V245H158ZM176 244V243H175ZM108 244H106V246H107ZM127 245H129L130 246V242L129 243H127V244H125V247L124 248H126L127 247ZM134 245V243L132 244V246ZM135 245H137V243H135ZM156 245V244H155ZM157 246L158 248H160V249H162L163 250V248H161L162 246ZM171 245V244H170ZM170 246V247H167L168 249H166V251L167 250H169V251H171L172 249H173V251L175 250L174 248H171V247H173V246H175V245H173V246ZM255 246V247H256ZM190 247V246H189ZM132 247L130 246V249H131ZM137 247H135V249H136ZM140 248V247H139ZM142 248V250H143V247H141ZM149 248V247H148ZM157 248V250L156 251H158L159 249ZM165 248H166V246H165ZM165 248H164V250H165ZM169 248H171V250L169 249ZM257 248V247H256ZM127 250L129 249V248H126ZM134 249V246H133V248H132V250ZM134 249V250H135ZM145 249H147L146 247H145ZM144 249V250H145ZM149 249H151V248H149ZM178 250H180L179 248H177ZM109 250V249H108ZM116 250L117 249H115V252H116ZM152 250V249H151ZM162 250H159V251H162ZM182 250V249H181ZM180 250V251H181ZM245 250V249H244ZM120 252L121 251H123V249L122 250H119ZM126 250L124 249V252H125ZM131 250H129V252H130ZM137 251V253H140V251H138V250H136ZM136 251H132L131 253H129L128 255H132V253L134 254V255H136ZM147 251H148V249H147ZM147 251L145 250L144 252L143 251H141V252H143V253H141L139 256H143V262L145 263V264H150L152 261H150V260H153L154 262H155V260H156V258H163V252H165V251H162V252H160V255L161 256H158V253H157V256L158 257H154V256H156V254L154 255V254H152L153 252L152 251H149L148 253L150 254L151 252V255H149V254H147ZM153 251H155L154 250V248H153ZM155 251V252H156ZM243 251V250H242ZM256 251V252H257ZM107 252V251H106ZM109 252V251H108ZM114 252V251H113ZM114 252V253H115ZM127 252V251H126ZM175 252H176V250H175ZM178 252V251H177ZM173 252L171 251V254H172ZM110 254V253H109ZM108 253H107V255H109ZM118 254V253H117ZM163 254V255H162ZM179 254V253H178ZM239 254H242V256H244L243 258H244V260L245 261H240V259H241V255L239 256ZM110 255H112V254H110ZM109 255V256H110ZM114 255V254H113ZM112 255V256H113ZM124 256H125V254H123ZM153 255V256H152ZM165 255H167L166 254V252H165ZM173 256H174V254H172ZM115 256V255H114ZM118 256V255H117ZM119 256H120V254H119ZM133 256V255H132ZM132 256H129V257H132ZM138 256V255H137ZM137 256L135 257V258H133V259H136L137 258ZM176 256H178L177 254H176ZM176 256H174L175 258H176ZM121 257H123V256H121ZM120 257V258H121ZM178 257H180V256H178ZM177 257V258H178ZM204 257V256H203ZM108 257H106V259H107ZM112 258H114V257H112ZM167 258V257H166ZM165 257H164V259H166ZM122 259V258H121ZM128 259H130V258H128ZM133 259H131V260H133ZM163 259V260H164ZM173 259V258H172ZM247 259V260H246ZM160 260V259H159ZM163 260H161L162 261V263H164L165 264V262H167V261H164L163 262ZM166 260H168V259H166ZM177 260V259H176ZM179 260V259H178ZM243 260V259H242ZM134 261V260H133ZM132 261V262H133ZM136 261H138V260H135L133 263L134 264H136L137 262ZM157 261H158V259H157ZM160 261V262H161ZM108 262V261H107ZM121 262H122V260H121ZM125 262V261H124ZM159 262V261H158ZM168 262H169V260H168ZM241 262V263H240ZM140 263V262H139ZM157 263V262H156ZM170 263H171V259H170ZM169 263V264H170ZM124 264V263H123ZM138 264V263H137ZM141 264V263H140ZM155 264V263H154ZM158 264V263H157ZM161 264V263H160ZM171 264H173V262L171 263Z\"/></svg>",
  "mask_w": 264,
  "mask_h": 264
}]
</instances>
